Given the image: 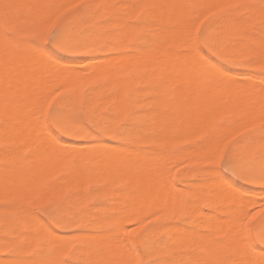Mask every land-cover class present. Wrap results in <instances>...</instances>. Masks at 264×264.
Segmentation results:
<instances>
[{"label":"rangeland","instance_id":"rangeland-1","mask_svg":"<svg viewBox=\"0 0 264 264\" xmlns=\"http://www.w3.org/2000/svg\"><path fill=\"white\" fill-rule=\"evenodd\" d=\"M2 1L4 3V6H6L7 4L5 5V2L6 1L8 2V0H6V1L5 0H0V2H2ZM15 1H17V2L13 3V0H12V2L11 1L8 2V4L9 3L11 4V5L9 4L10 7H8L9 5L6 6V7L9 8V10L7 9L8 13L4 12V10H5L3 8L4 6L2 4H0V10H3V11L0 12V18L1 17H3V19L5 18V20H2V19L0 20L1 21L0 22V26H1L0 27V30H1V33H0V46L3 48V45H4L5 46L4 48H6L10 52H12L10 54V52L8 53V51L6 49L4 50V48L2 49L0 47V49L3 50V52L6 51V52H4L5 55H2L0 53V55H1L0 56V75H3V76L5 75L6 80L11 82V83L7 82V83H5V85L8 88L12 87L10 89H14L15 87H18L20 89V87L17 86V84H18V82L21 83L23 81L24 76L28 77L31 74L32 75L33 74L35 75V73L39 74V72H40L39 70H41L40 68H42V69L45 68V67L49 68V65H50V68L52 69V67L54 66V64L52 62H54L55 64L63 62V63H60L61 66L59 64L60 67H58V68L63 67L65 69H67V71H68V69H69V71L71 69V71L73 73L75 71L76 73H74V74H71L72 73L71 71H70L71 73L69 71L68 72L70 73L71 76L72 75H75L74 77L77 76L75 79H74V77L73 78L71 77V78L74 79L75 82L77 81V85L79 84V86H77V85L75 86L74 85L75 86L74 87L75 94H73V95H75V96L72 95L69 98H65V100H64L65 101L64 102L65 105L68 104L66 106H69L71 108H75L77 110H83L84 112L88 113L89 115L94 116L95 122L99 125V131H98V133H93V134H91V136H89L88 138H84V139H77V138H74V137H63V138H61L59 140V142H57L55 140L57 143L61 142L62 144L59 146L60 147L59 149L55 148V147H53L55 149L52 148L54 153H52V150H51L50 155L52 153L53 156H51L52 157L51 159H50V157L48 158V162H51V163H49V166H48L47 160L46 161L43 160V162L41 161L42 159L39 160V158H36V159L34 158L35 160H33V158H31V157H33L32 153H31L32 152L31 148H29V149L23 148L25 152L22 151L23 150L22 149L21 151L23 153L21 152L22 153L21 155L22 156L25 155V156L22 157L20 155L21 156L20 157V162H19V159H18L17 162L15 163L17 168L19 167V165H18L19 163L20 164H22V163H26L27 164L28 162H31V161L32 162L33 161L34 162H38V161L40 162L39 165H37L36 163H33V164L31 163V165H33L34 167H32L31 170H33V171L30 172V174H29L30 176L29 177H30L31 180H32V177H33L32 181H34V180L36 181V182H33V184L31 183V185H30V183H28V182H30V179H29L28 182H25V183L21 182L19 180V184L20 185L18 183H16V181L18 182L17 179L15 180V178H17V174H18L17 171H16L17 168L14 165L15 170L14 171H10V169L13 170V166L10 165L11 162H10V160L8 158V154H7V152H8L7 145L8 144H6L5 141H4V139H5L4 136H6V135H4L3 133H2L3 135H1V133H0V137L2 136V138H3V139L2 138L0 139V149H1L0 153H1L2 149L5 151V152H2V153H4L6 155L5 156L3 154V156H5L6 162L9 163L7 165L8 166L7 170L9 171V175H11L10 176L11 179H10L9 175L6 176L8 174V171L6 170V168H7L6 164L7 163H5V167H6L5 168L4 167V162L5 161H4V158L1 156L2 158H0V166L2 165L3 167H0V169L1 168H5L4 170L7 173L5 174V173L2 172L3 174H5V176H4L1 173L2 170H0V173H1L0 174L1 175L0 176L1 177L0 178V183H1L0 187L1 188L5 187V188H2L0 190V231H1L0 232L1 233L0 234V258L1 259L2 258L7 259L6 262H8L9 264H13V263L17 264L16 261H18L20 259L21 260H26V261H28V260L31 261V259H32V261H33L35 258L36 259L33 261L34 263L36 262L35 264H37L38 260H40L41 258H42V260L40 262H46V264H49V262L50 263L53 262L51 264H59L60 261L67 260V259L73 260L74 264H98L96 262L100 263V261H101L100 264H108V263L109 264L110 263L114 264V262H115V264H118L119 261H120V264H122L121 261H123V258L121 260V257H123V256L125 257V254L128 255L126 247L124 245L125 231L127 229V226L130 224V220H129L130 217H129L128 214H129V212L132 215L134 214V212L133 213L131 212V209H132L131 207L132 206L135 207V206L134 205H128L130 207V208H128V210H130V211H128L127 215H124V213H125L124 210L126 211L127 210L126 208L128 206H126V207L124 206L123 207L121 205V204H123V202H122L123 199L122 200L120 199V195L124 194L126 196L129 193H131L130 195H132V193H134L133 190H135V186L132 187V185L136 184V181H134V184H133V178H130L131 179L130 181H131L132 185L129 183L130 182L129 180H128V182H127V180L124 182L122 179L120 181V178H123V175H124V174H121L122 176L119 175L120 177L118 179L120 182H117L118 184L117 183L115 184V182L113 183V181H117V179H116L117 176L110 175L112 177L110 178V176H109V178H108L107 175H106L105 179H107V180H105L104 178H98V176H99L98 174H100L101 171H102V166L99 167V168H96L100 164H103L102 162H104L103 159H101V156H102V158H104V157L106 158V157H109L111 154H113L115 152L114 150L119 145L118 140H117V136L125 137L123 139L126 140L125 142L129 146V148H131V150L134 151L135 154H137V156H138L137 158H140V159L142 158L143 159L144 158V154L148 155V150H150L149 151L150 153L152 151H154V152L156 151L157 152V150H158V152H157L158 155H156V152H155V153H153L154 156H153L152 153L151 154L149 153L148 156H145L146 158L148 157V161L150 163L152 162V165H149V167H152V168H150L152 170L149 169L151 171L150 172L151 174L149 173V170H148V173L150 175V178H149L150 181L153 184L155 183V181L158 182V180L160 182V183H156L160 190H156V191H155V189L153 190L154 185L152 183L149 184V188L153 187L151 189V192H153V193H155V192L158 193L159 191H161L159 193V195L157 194L158 196H160L159 200H161L162 197L163 198L167 197V201L172 200V202H173V201L176 200L177 204L175 202H173L175 204L171 205V202L170 203L168 202L169 207H170V208H168L167 201H165L166 204H165V202H163L162 204H163V207L165 209V213H164V212L161 211L162 210V207H161L162 204L158 203L160 201L157 202L158 199L155 200V198L158 197V196H153L152 195V198L154 199L153 201L157 202L158 206L160 207V208L159 207H157V208L152 207V208H154L152 210H155V209L157 210L158 209L156 212L154 211V213H158V211L160 210L163 215H160V219H157L154 216L155 218L153 217V223L148 225V229H146V231H148V238L151 241H153L155 245H157V244H162V245L166 244L170 248L172 247L171 248L172 249V253L171 254H172V257H174V258H172L171 264H191L192 261L189 260V255L190 256L192 255L195 258L198 256L196 258V262L194 264H196L198 262H199V264L200 263L201 264L205 263L206 261L204 259H208L207 257H209L210 259L214 258V261H211V264H234L238 260L240 262L241 258L243 260V255L241 253L242 251L243 252L245 251V252L250 253V254L252 253L251 254L252 256L257 255L258 251L261 252L262 249H264V245H262L259 242V238H260L261 234H264V226H263L264 225V193L261 192V186L259 184L258 185L257 184H248V183H246L244 181H241V180H238V179H236L234 177H230V174H228V173H222V172H213L212 173V171H210L211 173L210 172H206L205 173V171H200L199 169H202V168H219V166H220V157L218 155H216L218 158L215 156L214 162H210V161L204 160V159H203L204 161L201 160L202 157H204L203 153L206 154V152H207L206 155H208V153L209 154L212 153V150L211 151L209 150V149H213V148H211L212 145H211V147L209 146L210 145V140H208L209 138L210 139H214L215 138V140H217V138H218L219 139V140H217L218 142L214 140L217 143H219L220 140L223 138L221 140L222 142L220 143V145L222 146L224 143L227 142L228 139H232V137L234 135H236L237 133H239V132H245V136L244 137H239L238 141H234L233 142L235 144L234 159L237 161V163L239 164L241 162L240 159H242V157L245 156L244 155L245 152H243V151H245V148H246V153L249 151L251 156L255 159V162H256L257 159L260 158L261 161L257 162L259 164V166L256 163V167L257 166L261 167V165L264 164V158H263L264 157L263 156L264 155V148L262 146V145H264V144H262V143H264V140H263L264 136H261L260 131H259L261 126H264V114L259 116L258 115L259 111H260L259 109L256 110V112H258L257 114L256 113L253 114L251 112V109H250L249 113H248L249 109H244L245 111H247L248 114H246L247 117L245 118V113L246 112L245 111H243L245 113L242 112L244 114V119L245 120H244V122H241L242 121L241 119H243V117H242L243 115L241 116L242 113L241 114L239 113L240 116L238 117V115H239L238 112H241L242 110H241V107L236 104V102L240 101L239 98L237 97V95H239V94L242 95V99L244 97H247V96H244L245 89H243L242 87L245 86V88H246V86L250 85L252 90H256V91L259 90L258 89L259 87L264 88V84H263V86H261V84H260V82H262V83L264 82V52H263L264 51V45L262 46V43L264 44V16H263L264 13L262 15V13H261L262 11H260V13H259V10H258V9H260V10L264 9V5H263L264 4V0H260V1L259 0H234V1L233 0H229L228 2H225L226 0H223L225 5H223V7H219L215 3V5H216L215 8L213 6L214 5L213 2H218V0H216V1H214V0H201L200 2H199V0L198 1L197 0H182L183 3L185 2L184 5L187 6L186 8L188 9V12L192 15L191 17L193 19L190 18L189 20L192 19L193 21H191L192 24L190 23V21L188 22V24H190L191 27L190 26L188 27V24L185 27V28H187V27L189 28V30L185 29V30L188 31V33H183L182 38L174 39L173 40L174 43H172V44L169 43L170 45L165 42V38L163 36V33H167L169 31L173 30L172 26L170 24L164 23L162 21V18H160V17H159L160 20L156 19V20L150 21L149 19L152 20L153 18H150V16H148L149 13L151 15V11L157 5L156 2L162 1V3H161L162 6H163L162 8L166 9L168 7V1L169 0H151V1L150 0H133V1L131 0L130 2H129V0H127L128 1V6H127V4H125V5H126V7H129V4L132 5V10H130L129 8H126L125 5H123L124 3H127L126 0H110V1L109 0H95V2L98 3V4L107 5L105 3V2H107L109 5L104 7L105 9L102 8L100 10L99 14L96 15L94 18L83 17V16H81L79 14L75 15V16H71L65 22L64 29L62 30V36L65 39L70 40V41H75V42H77L79 44L88 45L89 47L86 48V49H81L79 51H75V52H64V51H57L55 48L45 45V49L46 50L43 51L44 55H42V56H44L45 58L48 57V58L52 59V62H51L52 65H51V63L47 62V64H49V65H46L45 67L43 65H44V63L46 64V61H48V59L45 60L44 57H42L43 60H44L43 61L42 58L40 57L39 60L41 59L42 61L40 60L41 62L37 63V61L39 62V60L36 59V57L38 56L37 54H39V52H37V51H39L40 49L35 48V47H31V46H28V45H24V44H15L13 42L6 41V40H4V35H3L4 31H5V28H8V29L16 32L21 37V39H29V38H31V36L34 33H36L38 30H40V28L42 26V19L46 16V13L45 12L43 13V10L41 11V9L35 8V9H37V11H36L35 9L31 10V8H34L33 6L35 5V3H39L40 4V3L44 2V0H37L38 2L36 0L35 1L34 0H24V2H23V0H21V1L20 0L19 1L15 0ZM152 1H155V2L150 3ZM55 2L59 3V4H69V5H71L72 3L77 2V0H55ZM131 2H133V3H131ZM219 2H220V0H219ZM121 3H123V4H121ZM149 3L151 5L152 4L153 5L151 6ZM227 3L229 4V6L227 5ZM28 4H29V6H27ZM120 4H121V6L123 5L124 7L122 6V8H121ZM135 5H137L139 8L136 7ZM218 5H220V3ZM230 5H232V6H230ZM237 5H239L240 7H236ZM1 6H3V7H1ZM220 6H222V4ZM226 6H228V7L225 8ZM134 7H136V8H134ZM218 7H219V9L216 10V8H218ZM247 10L249 12H247ZM251 11H253V12L255 11L254 14L250 13ZM2 12L6 13V14H4ZM128 12H130V13L128 14ZM147 12H148V14H147L148 18L146 17V13ZM257 12L259 13V16L255 15ZM263 12H264V10H263ZM35 13H37L36 14L37 15L36 18H35V15H34ZM190 14H189V16H190ZM127 15H128V17H127ZM30 16H32V17H30ZM120 16L122 18H120ZM205 16H207L208 18L204 19ZM227 16H229V17H227ZM24 18H26L28 23L24 20ZM27 18H29V19H27ZM31 18H33V19H31ZM224 18H226V19L228 18L229 21L227 20L226 23L223 26H221L222 25L221 24V19H224ZM261 18H263V19H261ZM39 20H40V22H39ZM119 20H120V22H119ZM219 20H220V22H219ZM29 21H31V22H29ZM71 21H73V22H71ZM154 21L156 23H154ZM115 22L118 25H119V23L120 24L122 23L121 25L122 26L124 25V26L123 27L121 25L117 26L115 24ZM150 22L151 23L153 22V24H151ZM70 23H71V25H70ZM72 23H73V25H72ZM123 23H125V24H123ZM127 23H128V26H126ZM236 23H238V25ZM23 24H24V26H23ZM37 24H39V25H37ZM226 24H227V26L225 27ZM74 25H75V27H72ZM169 25H170V27H169ZM218 25H219V27H218ZM234 25H236L235 26L236 28L233 27ZM69 26H71V27H69ZM96 26H97V28H94ZM144 26H146V27H144ZM194 26L196 28H199V30H200L199 33H195L194 32ZM130 27H131V29H130ZM66 28H68V29H66ZM125 28L126 29L127 28L130 29V32L132 31V33H129L128 29L126 30V32H125V30H122V29H125ZM24 29H26V32H24L25 31ZM75 29H76V32H73V30L75 31ZM91 29H92V31H91ZM235 29H236V31L234 32ZM208 30H210V31L213 30V32H214L213 38H214V43L216 44V47L214 46L215 48H218L219 44L224 41V45L220 49L222 51V53L224 54V56H220L222 58L218 57V59L216 61V65L218 67L224 68L227 71V74H224L222 76L220 74L216 75V74L208 73L207 70L205 69V67L202 64H200L199 59H198L197 56H189V54L192 51V50L191 51L188 50V48L189 47L191 48V46H192V45H190V43H192V41L190 39V35L199 36L200 34H203V43L209 46V42L207 40V36L209 34ZM216 30H218V31H216ZM220 30H221V32H219ZM69 31L71 32L72 35L71 34L69 35V33H70ZM187 31H185V32H187ZM215 31L217 32V34H216ZM88 32H89V34H88ZM119 32L122 33L121 37H120V33ZM126 33H129V34H126ZM188 34H190V35H188ZM87 35H89V36H87ZM125 35L126 36L130 35L129 36L130 38L128 39V37H125ZM246 36H248V38ZM251 36L253 38H251ZM120 40L122 41V43H121ZM189 40H190V43H189ZM85 42H86V44H85ZM251 42H252V44H250ZM93 43H95V44H93ZM258 44L261 45V46L257 47ZM173 45H175L176 50H173V48H172ZM248 45H250V46H248ZM250 49L252 50V52H255V50L257 49L256 50V54L254 55L252 52H250ZM40 52L41 53H40L39 56H41V54H43L41 50H40ZM119 53L121 54V56L123 58H121V56H119L120 55ZM251 53H252V55H251ZM190 55H193V54L191 53ZM116 56L121 58L122 60H124V59L128 60L129 66L131 64V66H133V68H134V69H131V70L134 71V74H132L133 71H131L132 73L130 72V70L128 71L129 73L126 71V74L128 73L129 76H125L126 75V74H124L125 71H124L123 75H122V73H120V74L118 73L119 76L118 77H114V78H113V76L114 75L117 76L118 74L116 72H114V74H112V79H113L112 81L117 80V81L121 82V80H122V87H121L120 90L114 89V86H113L114 84L112 83V81H110L111 79L108 80V82H106L107 80L105 79L106 77H107V79L109 78L108 75L110 76L111 73H113L112 71L118 69L117 72H119L120 71L119 69L122 68L123 65H125V61L121 62L120 61L121 59L120 60L118 59L119 61L117 62V60H115ZM252 56L255 57V58H253ZM137 57L140 58V59H138ZM35 61H36V63H35ZM187 61H191L190 64L193 65V68L191 66V70L192 69L195 70L194 71L195 73L193 72L194 73L193 75H196L195 77H197V80L198 79L202 80L201 82H203V80H205L207 83L203 82L202 84H199V87L192 88L191 90L184 91L182 94H180L182 92L181 91L182 90V85L184 84L183 83L184 79H185L184 77H186V75L182 71L185 69V67H188V69L190 68L189 65H188L189 62H187ZM42 62H44V63L42 64ZM186 63H187V65H186ZM194 64H196V65H194ZM37 65L39 67L38 68L39 70L36 69ZM91 66H92V68L93 67L95 68V69H93V71L91 70L92 68H90ZM98 67L100 69H98ZM50 68L48 70H51ZM55 68L57 69V67H55ZM55 68H54V70H56ZM101 68H103V69L105 68L106 69V71L103 70L104 74L106 72H111V73L105 74L106 77H103L102 75H97V74H100V73L103 74L102 73L103 71L101 70ZM157 68H159V71H160V69L163 70L164 73H162L161 71L158 73V71H156ZM45 69L47 70V68H45ZM45 69H43V70H45ZM107 69L109 71H107ZM188 69H185V71H187ZM35 70L37 72H35ZM80 70H82L83 72L80 71ZM88 70H89V72H87ZM94 70H96V71H94ZM99 70H101L102 72L101 71L99 72ZM110 70H112V71H110ZM143 70H144V72H143ZM3 71H5V72L2 73ZM43 72L44 71H41L42 74H43ZM86 72L89 74V77H88ZM97 72H99V73H97ZM155 72H157L158 77L161 78V76H162V79L159 78L160 79L159 80L157 78V75L155 74ZM235 72L239 73L242 76L238 77V78L235 77L234 76ZM27 73H28V75H27ZM91 73L92 74L96 73V77L95 78H97V79H95L94 75H92ZM160 73H162V75ZM230 73L233 74L234 77L230 76L231 75ZM85 74L87 76H85ZM130 74H131V76H130ZM144 75H145V79L142 80V76L144 78ZM193 75H192V77H193ZM254 75H255V77H254ZM16 76H18V77H16ZM48 76L50 77L51 75H48ZM52 76L55 77L54 75H52ZM91 76H92V78H91ZM136 76L139 78L138 79L139 80L138 83H135V81L137 82V80L134 81V78H136ZM251 76H253V77L250 78ZM21 77H22V79H21ZM36 77L37 78L43 77L42 79H44L45 76L43 74V76L40 75L39 77L38 76H36ZM119 77L120 78L122 77L123 79L121 78V80H120V79H118ZM128 77H130V78H128ZM140 77H141V79H140ZM19 78L21 79V81H16L17 82L16 83L14 80L15 79L17 80ZM48 78H46V79H48ZM170 78H175V80L172 81V79H170ZM219 78H222L223 81H225L224 83L225 84L227 83V86L224 83H221L222 85L219 84L220 81H221ZM51 79L49 80V82L44 79L45 81H47V84H46L47 88H50V87L54 86V84H50L51 83L50 81H55V78H53V80H51ZM131 79L134 81L135 86L133 85V83H131V82H133ZM193 79H195V81H196V78H193ZM58 80H60V79H58ZM74 80H72V81L74 82ZM185 80L187 81V79H185ZM68 81H71L70 78H69ZM117 81H115L114 83L117 84ZM140 81H142V82H140ZM169 81H171V82L167 84L166 82H169ZM186 81H185V83H188V84L192 83V85L195 83V82L193 83L192 79H191L190 82H189V80L187 82ZM223 81H221V82H223ZM12 82H14V83H12ZM78 82H81L82 84H84V86L85 85L86 86L84 87L83 85H81V83H78ZM59 83L62 84L60 81H59ZM66 83H67V81H66ZM68 83H70V82H68ZM92 83H94V84H92ZM181 83H182V85L180 86ZM36 84L34 83V86ZM67 84L65 86H67ZM72 84H71V86H72ZM165 84L167 85V87H166ZM9 85H10V87H9ZM117 85L119 86V84H117ZM130 85H133V86H130ZM223 85H224V87H223ZM240 85L242 87H240ZM254 85H257V87L254 86ZM59 86H61V85H59ZM99 86H101V87L99 88ZM112 86H113V88H112ZM163 86H164V88H163ZM30 87H32V85ZM58 87H56V86L52 87L50 90L47 91V93L45 91L47 88L45 90H42V91H45L44 93L42 91H39V93L38 92L33 93L31 91L33 89L30 88V90L28 92H31V95L27 92L30 95V96H28L29 98H31L30 100H29L28 97H27L28 99L26 98L27 95H24V93L22 94V96L20 95V97L23 98V96H24V98H26V100H29V102L32 100L30 102V103H32V108L30 107L29 111L33 109L32 111H34V112H36L38 114V113H40L39 104H40L41 99L44 98V97H48L50 95V93H52L53 90H55ZM119 87L116 86L115 88L119 89ZM161 87H162L163 91H162V89H159ZM249 87H247V89ZM18 88H16V89H18ZM71 88H73V86ZM101 88H103V89H101ZM166 88H168V90ZM224 88L228 89V90H226L227 93L224 92V90H223ZM251 88H249V89L251 90ZM34 89H35V87H34ZM27 90H28V88H27ZM91 90H92V92H91ZM148 90L149 91L151 90V92H149ZM220 90H222V91H220ZM117 91H120V94H119V92L116 94L117 96L119 94L120 99H119V97H117L115 95V93ZM157 91H158V94H153L154 92L156 93ZM160 91H162L163 94H166L165 95L166 97L164 96L166 98V100H165V98H160V95H161V94H159ZM204 91H206V94H205ZM88 92H90V93H88ZM200 92L201 93L203 92L202 94L203 95L205 94L206 96L205 95L203 96L202 94H200ZM208 92L210 93V96H209ZM168 93H170V95H168V96H170L169 97L170 99L167 98L168 97L167 96ZM198 93H199V95H198L199 97L197 99V97L195 98V96H197L195 94H198ZM217 93L218 94L220 93V94L218 95ZM163 94H162V97H163ZM157 95H159V97ZM214 95H216V96L218 95L219 96V97H217V99H215V101H217V102H219V101L221 102L222 101L223 102L222 104H225V106L221 109V111H219L217 116L215 115L214 112H213L214 113L213 115L208 114V113H212L211 111H212L213 107L216 105L215 102L212 99L214 97ZM77 96L78 97L80 96V97L77 99ZM200 96H202L204 99L202 97H200ZM250 96H251L250 99L253 98L252 100L255 101L254 100L255 99L254 98L255 95H254L253 92L251 93ZM153 97H154V99H153ZM192 97H194L193 99H195V101H198L199 99L202 100V101L201 100L198 101L199 102L198 104L201 103V107L202 108L205 107V109H204L205 113L213 105V104L211 105V102H214V106H212L211 111L209 110L210 112L208 111L206 116H208V117H212L214 115L216 116L215 119L214 118H211V119L209 118L210 122L207 121L209 124L205 126L203 131H202V127H201V131L202 132L200 130L197 131L199 133L200 132L202 133V134L199 135V137L203 138V143L199 144L198 147H196L195 149H193V147L190 144L186 143V141H189L188 140L189 138H190V140H196L198 135H196L195 138L194 137L191 138L192 136L188 137L189 136V131H188V134H187V130L190 129L191 132L196 133V134H197V132L192 131L193 129H191L190 127H189V129L187 128V125L185 124L187 122L185 121V119H189V116H187L185 114L186 111H185L184 106H181V107L179 106V105H186L188 103V101L192 99ZM72 98H73V100H72ZM112 98L116 99L115 101H117V103H115V101ZM171 98H173V99H171ZM235 98H236V100L237 99L238 100L235 102L236 106L232 107L233 106L232 102L234 104ZM74 99H75V101H74ZM160 99H163V101L165 100V102L168 99L171 102H173V104H175V105H176V103H179V104H177L176 107H174L175 105H172V103H171V107L167 110V108L164 107V103L165 102L164 103L160 102V101H162ZM101 100H102V102H101L102 105L104 104L105 106L104 105L102 106L101 103H99V101H101ZM107 100H108V102H107ZM153 100H158V101L160 100L159 102L161 104L159 103L160 104L159 106H161L163 104V108L162 107H160V108H162L165 111H163L162 109L158 108L159 107L158 103H157V105L155 104L157 109L156 108L153 109L154 108V104H153L154 101ZM184 100L186 101V103L182 104L183 102H185ZM252 100H250V101L253 102ZM73 101L74 102L77 101V104L73 103ZM109 101H110V103H109ZM255 102H257V101H255ZM255 102H253V103H255ZM107 103H108V105H107ZM260 104L262 105L264 103H260ZM260 104H259V106H260ZM217 105H218V103H217ZM97 106H98L99 109L97 108ZM108 106H109V108H108ZM115 106H117V108ZM101 107H102V109H101ZM177 107L180 109V111H185V113L182 112V115L185 114L187 118H185L182 115H180L181 117H178L179 114H181V113H177V111L179 110V109L176 110ZM263 107L261 108L262 110L260 112L263 111V113H264ZM182 108H184V110ZM173 109L176 110L175 112L178 114V116H177V114H175ZM239 109H240V111H239ZM115 110H118V111H115ZM154 110H155V112H154ZM166 110L170 113V114L168 113V115L171 116L174 121L177 119L175 122L170 117L169 121L172 120L173 123L168 121V124H166L167 123L166 121L168 120V118H166V113H165V112H167ZM204 110L202 111L203 113H204ZM119 111H121V113ZM171 111H173V112H171ZM180 111H178V112H180ZM34 112L30 113L33 116V120H35L34 118L37 119L40 116L39 115L38 117L37 116L34 117V115H36V113H34ZM159 112H160V114H159ZM253 112H255V109L253 110ZM163 113H164L165 116L162 115ZM203 113H201V114H203ZM205 113H204V115H202V118L204 117L207 120L208 117H205ZM250 113H252V114H250ZM139 114H141L140 116H142V114H143V116L140 117L143 121L142 120H140V121L137 120V119H139V117H137V116H139ZM145 114L147 116L149 115L147 119H145V117H144ZM152 114H157V115L159 114L158 115L159 117H157V115L155 116V118L157 117V120H158L159 123L156 121L155 118H153L154 116ZM119 115H120V117H119ZM121 115H123V117ZM151 115H152V119H149V118H151ZM168 115H167V117H169ZM174 115H176L175 117H178V118H175ZM0 117H1V115H0ZM164 117H165V120H164ZM254 117H256V120H255ZM257 117H260V118L257 120ZM159 118H162V119H159ZM181 118H183L184 120L183 119H182L183 121L180 120ZM39 119H40V122L37 119V121L35 120V121L29 122V125H31L32 130H34L33 127H35L38 131L39 130L42 131V132L39 131V133H41L44 137L41 134H39V133L38 134L41 135L43 137V140L46 142V140H47L46 137H48L47 136L48 132L45 133L46 125H45L44 121L41 120V116L39 117ZM148 119L149 120H153V121H149ZM144 120H145V122H144ZM254 120H255V122H254ZM41 121H43L44 127L41 124ZM162 121L165 124L162 123ZM177 121H178L179 125L176 123ZM35 122L36 123L39 122L38 125ZM146 122H148V123L146 124ZM152 122H154L155 125L159 126L157 128L160 129V132H159V130L158 131L157 130H155V131L152 130L153 127L155 129H157L156 126H154V125H153V127H151L152 126L151 125ZM257 122H259L260 124L259 123L257 124ZM169 123L171 124L170 126H169ZM182 123H184V125H186V128H185L186 130L184 129V131H183V129H182L180 132L176 131L175 130L176 129L175 125L180 128V125H182ZM205 123H206V121H204V124ZM173 124H175V125H173ZM23 125H25V122L19 121L14 126L17 127L18 130H19V128H22ZM138 125L139 126L142 125V126H140L141 128ZM161 125H162V127H161ZM165 125H168V127H165ZM148 126H149V128H148ZM173 126H174L175 129L173 128ZM183 126H181V128ZM1 127H3V126H1ZM1 127H0V131H1ZM150 127H151V129H150ZM163 127H164V129L166 128L165 129L166 131L163 129ZM169 127L173 128L174 130H171ZM242 127H243V129H241ZM239 129H241V130L239 131ZM224 130H226V132H227L226 134L228 136H225L226 134L221 133V131H224ZM246 130H249V131H246ZM104 131L106 132V134H105ZM127 131H128V133H126ZM167 131L169 133H167ZM171 131H172V134H171ZM34 132H37V131H34ZM152 132L153 133L154 132L157 133L154 136L156 138H153V135H150V134H152ZM165 132H166V135L169 134L168 136H169L170 139L173 138L176 135L174 141H171L172 139L171 140L167 139V136L165 135ZM173 132H174V136H173ZM176 132H179V133L176 134ZM183 132H185L188 136L184 135L185 133L183 134ZM107 133H108V135H107ZM137 133H139V135ZM220 133H221V135H220ZM17 134H16V136H19L20 131ZM21 134L23 135L24 133L21 132ZM35 134H37V133H35ZM217 134H219V135H217ZM149 135L153 139L150 138L148 140ZM178 135H179V137H178ZM211 135L214 136V138H212ZM137 136H138V138L140 137V139H141L140 142H138L136 140ZM141 136H144L148 141L146 139H144V137L141 138ZM162 136L166 140V142L163 141V143H161L163 138H160V137H162ZM183 136H185L187 139L183 138V140H182L183 142L177 140V137L181 139ZM215 136H217V138ZM50 137H48V142H49V140L51 141ZM7 138H8V136H6V139ZM130 138L132 139V141L130 140ZM127 139H129V140H127ZM143 139H144V141H142ZM248 139H249V141H248ZM7 140H9V138ZM167 140H170L171 143H169ZM175 140H177L178 142H176ZM22 141H23V139L19 138V142L17 141V143L21 144ZM7 142L10 143L9 141H7ZM137 142L140 143V144L138 145ZM141 142H145V143L142 144ZM172 142H173V144H172ZM215 142H213V146L216 144L215 149H217V146L221 147L219 144L217 145V143H215ZM3 143H4L5 146H3ZM54 143L52 141V144H50V145L54 146ZM57 143H55V145ZM84 143L87 146H89L92 143H96V145L92 144L93 146L92 145H90V146L94 147L95 150L97 151L96 155L98 157L96 156L97 159H95V160H96L97 163L96 162L95 163L98 164V162H99L98 166H96V164H94L96 167L93 166L94 168H91L92 165L90 167V165L88 166V164L84 162L85 157L88 156V149L84 150L83 152L77 153V155H75V154L71 155L70 159L73 156L72 161L68 159L69 157L67 158V155H66L67 151L63 152L64 150H66L68 148H70L68 150H72L74 148L75 151H76L77 146L78 145H83ZM166 143H169V144H167V146H165ZM211 144H212V142H211ZM63 145L65 147L67 146L66 149L64 148ZM72 145H74V147ZM102 145L103 146L111 145L113 147L109 151H107V152L105 151V153H104V151L103 152L101 151V149L103 150V148H102L103 146ZM250 145H252V146H250ZM8 146H10V145H8ZM152 146H153L154 149L152 148ZM163 146H164V149H165V151L167 153H163V149H162ZM156 147H158V148H156ZM250 147H252V148L248 150V148H250ZM62 149H63V151H61ZM145 149H147V151ZM159 149L161 150L162 154H161ZM196 149H199V151L202 150L201 152H203V153H199L198 150H196ZM99 151H101L100 154L103 153L104 156H103V154L102 155H100V154L98 155ZM110 151H112L113 153L110 152ZM140 151H142V152L144 151L145 153L141 152L142 154L140 155ZM108 152L110 154H108ZM134 152H132V155H131L133 158L131 157V159L128 158V161L126 160L127 163H125L126 161H124L123 165H118L117 166L118 169H119V166H123L127 170L126 169L124 170V169H122L123 167H120L121 169H119V171L117 169V172L120 173L121 170L123 172L124 171H128V167H129L130 168L129 172H132V173L135 172L134 176H136L138 174H137V171H134L135 169L136 170L138 169L139 172L144 171V169H145L144 165L142 166L143 167V169H142V167L139 166V165H142V164L138 163L137 160H134L135 163H133L132 159L136 158V156H134L135 154H133ZM192 152H195L194 156L192 155L193 154ZM60 153H62V154L60 155ZM213 153H215V150H214ZM197 154H202V156L201 155L197 156V157H199V160H201V161L196 160L195 156ZM241 154H243V155L241 156ZM155 155L156 156L160 155V157L156 158ZM211 155H213V154H210V156ZM28 156H30V157H28ZM152 156L155 157L156 159L154 160ZM150 157H151V159H150ZM237 157H239L238 158L239 160H237ZM62 158L63 159L67 158L71 162L67 163L66 160L65 159L63 160ZM23 159L24 160H28V161L27 162L23 161ZM50 160H52V161H50ZM61 160L64 161L65 164H64V162H61ZM129 160H130V164H129ZM2 161H4V162H2ZM76 161H78L76 164L80 165L81 172L85 173L86 178H88L90 180V177L93 178V177L96 176V178H97L96 181H94V178H93V180L91 179L90 181L88 180L87 182H85L84 185L83 184L79 185L77 183V181H75V178L78 179V175H79L77 170L74 169L75 168V164L74 163ZM80 161L81 162L83 161L82 164L85 163L84 164L85 166L82 165ZM138 161H140V160L138 159ZM41 162H42V165H43L42 167H41ZM45 163H46L47 166H44ZM136 163H137V166L135 165ZM28 164H30V163H28ZM35 165H36V167H35ZM86 165L89 168L93 169L94 172H95V168H96V170L98 169V171L95 172L98 176L95 175L93 170L89 169ZM115 167H116V165H115ZM139 167L142 169L141 171H140ZM258 167H257V169H258ZM108 168L109 169L112 168V172H113L114 164L111 165V163H109ZM176 168H179V171H177ZM51 170L54 172V174H51L52 173ZM90 170L93 173V175H92L91 172H89ZM34 171H36L37 173L35 174ZM109 171L111 172V169ZM109 171L107 170V172H109ZM123 172H121V173H123ZM102 173H103V171H102ZM13 175H15V176H13ZM34 175L37 176V178H38V179L36 178L37 180L35 179L36 176H34ZM2 176L3 177H7V178L9 177V180H11V182L7 178L6 179L2 178ZM104 176H105V174H104ZM104 176L101 175V177H104ZM113 178H115V180H113ZM222 178L224 179V181H227V182H223V184H220L222 186L218 190L220 195H218L219 194L218 193L217 194L218 198L214 199V201H213L212 198L217 197V195H215L214 193L218 189V187H216L217 183L215 181H217V182L219 181V180H215V179H222ZM1 179H2V182L5 181L4 183L7 184L6 186H5L4 183L1 182ZM73 179H74V181H73ZM100 179H102V180L104 179V180L100 181ZM65 180H66V182H65ZM6 181H8V182H6ZM108 181L111 182V183H108ZM92 182H96V183H92ZM68 183L69 184L71 183V184L69 185ZM107 183L109 184L110 187H108ZM213 183H214V185L211 186ZM15 184H16V186H15L16 188L14 187ZM65 184H67L68 187ZM121 184H122V186H121ZM126 184H127V186H126ZM218 184H219V182H218ZM229 184H232L234 187L238 188L237 191L239 190V188L243 191L242 192V191L239 190L241 192V196L242 197L241 196L240 197H241L242 200L240 199L239 203L237 205L234 204V205H236L235 208H234L233 205H231L229 199L227 197L225 198V196H223V198H221V201H219L220 203L217 201V203H219V204L215 205L216 200L219 199L220 197H222V195H223V193L221 195V191L224 192L225 189L227 190L228 189L227 185H229ZM11 185H13V186H11ZM27 185H28V187H27ZM78 185H79L80 189L82 188V191L80 189H77V188H79ZM104 185H105V187H107V189L104 188ZM150 185L152 187H150ZM23 186L26 188V191H23V189L25 190V188H23ZM60 186L62 187V190H60ZM160 186H161L162 190H161ZM171 186L173 187V189L171 188ZM210 186H211V188H210ZM52 187H54V188H52ZM169 187H170V190H168ZM174 187L177 188L176 192L174 191V189H176ZM192 187H194L193 189L195 191L192 189ZM234 187H233V189L236 190V188H234ZM10 188L11 189L13 188V189L11 190ZM19 189H20V191H22L23 195L21 194V192H19ZM51 189L53 190V192H52ZM179 189H181V190H179ZM222 189H224V190H222ZM233 189H232V191H233ZM103 190H105V191H103ZM172 190L174 192H172ZM49 191H50V194L48 195ZM184 191H186V193H184ZM232 191L230 193L233 195ZM11 192H13L14 194L11 193ZM26 192H28V193H26ZM90 192L92 193V195L93 194L94 195L91 196ZM151 192L148 195L149 197L152 194ZM244 192H247V193L249 192V195L252 193L251 195H253V196L252 197L248 196L247 193L244 195ZM3 193H5V198L6 199L4 198V194ZM10 193L13 194V195L11 196ZM182 193L184 194V196H183ZM211 193H213L214 197L211 196L212 195ZM234 193L236 194L235 191H234ZM45 194L47 196H45ZM1 195L3 196V199L1 198ZM154 195H156V194H154ZM113 196L116 197V198H114ZM171 196H173V199H171L172 198ZM24 197H25V199H24ZM175 197H177V198L179 197V199L181 197V200H183V201L177 200ZM168 198L170 200H168ZM224 198H225V200H227L229 202L228 204H227V201L222 200ZM209 199H210L211 203H212V201L214 203L210 204ZM178 201L181 202L182 204H179ZM222 201H224V202H222ZM80 202H81V204H80ZM155 202H153V203H155ZM153 203H151V204H153ZM221 203H225V204H221ZM151 204L148 205L149 208H147V206L145 207L147 209L144 208L145 212L142 214L141 218H138L139 220H143L145 217H150V215L152 216L154 214V213H152L153 211H151V209H150L151 208ZM157 204L155 203V206H157ZM180 205L181 206L183 205L182 208L180 207ZM228 205H231V207L228 206ZM121 206H122V209H121ZM152 206H154V204ZM165 207H167L168 210ZM228 207H230L229 209H231V208L235 209V213H234L233 209L231 210V212H233L232 214L229 213V210L225 211V209L227 210ZM36 209H40V213H37ZM96 209L100 210V211H97ZM120 209L124 213H121ZM44 210H46V213H45ZM133 210L135 211L136 207L134 209H132V211ZM186 210L187 211H191V212H188V213H192L191 216H190V214L189 215L187 214ZM147 211H149V212H147ZM150 211H151V213H150ZM195 211H196V213H195ZM224 211L227 212V213H224ZM197 212L200 213V214L202 213L203 217H204V215H205V217H208V218H209V216H211V217L213 216L212 218H209L208 222H210V219L212 221L213 218L215 220V216L217 218L220 217L221 219L220 220L217 219V220H219L221 223L215 225V223L219 222V221H217V220L213 221L214 224L212 223V227L214 226L213 227L214 230L212 231L213 228L209 226L211 223L207 224L208 223V222H206L207 219L203 218L201 215L198 214L203 219L195 218V225H194V217L197 214ZM120 213H121V215L123 214V216L118 215ZM136 213L134 214V216L136 215ZM148 213H149V216H148ZM166 213H167V215H166ZM168 213L170 215H168ZM172 213H173V215H172ZM25 214H27V215H25ZM145 214H147V215L144 216ZM31 215H33V216H31ZM42 215L45 216L48 219H51V218L54 217L55 220L59 222V227H50L45 222V219L41 218ZM60 216H62V217H60ZM134 216H132V217H134ZM189 216H190V218L193 219L192 220L193 223L189 219ZM199 216L196 215V217H199ZM253 216L255 217V219H252ZM71 217H73V218H71ZM116 217H120V218H117L119 222L122 221L120 223V225H122V223H124V224L126 223L125 227L124 226L121 227L122 229L119 228L120 225L117 223L118 221L117 220L115 221ZM137 217H138V214L135 217L136 220H138ZM119 219H121V220H119ZM131 219H134V218H131ZM196 219L197 220L200 219V222L198 220L199 223L197 222V224H196V221H197ZM29 220H31L30 223H26V224H30L32 226L24 225L25 222H29ZM111 220L112 221L114 220V221L111 222ZM222 220H224V221L222 222ZM235 220L238 223H236ZM75 221H76V223H75ZM183 221H185V222H183ZM201 221H205V222L202 224ZM225 221H227V223ZM87 222H89V223H87ZM145 222H147V221H145ZM228 222L230 223V225L228 224ZM232 222H234L236 224L234 225V223L232 224ZM37 223H38L39 228L37 226ZM205 223L207 224L206 225L207 227L204 226ZM223 223L225 224V227L228 224L229 228L228 227L224 228V226L223 227H218V226L222 225ZM165 224L171 225V227H167V230H166V229H164L166 227L162 226V225H165ZM201 224H202V226H201ZM42 225H44L45 227H43ZM198 225L201 226L202 229H200V227ZM237 225L239 226V230H238ZM174 226L176 228L180 227V229L176 230L174 228ZM196 226H198V227H196ZM234 226H235L236 230L235 229L234 230L231 229V228H234ZM32 227H33V229H32ZM41 227H42L43 230L41 229ZM156 227H157V231L159 232V234H158V232H156L157 234L155 233L152 236L151 233L153 231H156ZM47 228L49 230H51L50 232H53V234H51L49 231H47L48 230ZM115 228H117V229H115ZM172 228H174L176 231L174 229H172ZM186 228H187V230H186ZM220 228L221 229L223 228L225 231H228L229 233H231L233 231H235V233H236L237 231H239V232H237L238 236L236 235L237 236L236 243L238 242L237 240L240 241V239L242 238L243 240L241 239V242L243 241L242 243L244 245L241 242H239V243L241 245H243V246H240V247H239V245H240L239 243L237 244L238 246L237 245L234 246V245L231 244V246H234L233 248H236V249L238 247L240 248V249H237L235 251L237 254L235 253V255H233V254H231L230 251L229 252L227 251L229 249V244L227 245V243H229V240H227L225 237L219 236V234L224 231V230L222 231ZM39 229L41 231H39ZM114 229L118 230L119 233L118 234L115 233L113 231ZM123 229L125 231H122ZM168 229L172 230V231H175V232H179V230H180L181 233H183V230H184L183 234H185V232H187L188 230H189L188 232L190 233L191 229H192L194 232L192 231L190 234L195 233L193 235H194V237L196 236L195 239L197 241L195 239L191 240L193 238L192 235H191L192 238L189 239L188 238L189 236H186V234H189V233H186L185 236L184 235L183 236L186 237V239L188 238L187 239V243H186L185 238L182 239L183 242L181 240H176V241H174L175 242L174 243L172 241L174 240L176 235L172 233V238H171L170 237L171 235L169 233L170 231ZM216 229L217 230L218 229L221 230V231L218 230L219 234H218L217 231H215ZM230 229H231V231H229ZM44 230H45V232H47L48 235L44 234ZM111 230L113 231L112 233H113V235L115 234V236L112 235ZM120 230H121V232H120ZM108 231H110L109 235L111 234V236L113 237L112 238L113 240H111V239L109 240L110 241L109 243L113 244V246L110 244L111 248H113V249H111L110 246L106 243L107 237L104 236L106 234H104V235L102 234V233H108ZM149 231L151 232L150 234H149ZM15 232H17L16 234H18V235H15ZM165 232H166L167 236L164 235ZM203 232H204V234H207V235H204ZM208 232H209V234L210 233L212 234L213 232H215L216 235H215V233H213L212 234L213 236L212 235L210 236V240L211 239L212 240L211 241L208 240V242H207L206 240L209 239ZM41 233H43V234H41ZM49 233L51 234V236H53L55 234L54 236L58 237V238L61 235H64V236L67 235V236H65L66 238L62 236V238L64 240H61V238H59V240H58V238L54 239V237H53L52 239L55 242L54 243L55 245H54L53 242L51 241L52 239H51ZM76 233H79L80 236L79 235L78 236L77 235L73 236V234L75 235ZM83 233H85V235ZM86 233H87V235H86ZM90 233L97 234V237H95L94 234L90 235ZM198 233H200L203 238L207 237V239L204 238L205 241H206V244H205V241L202 240L203 238H199L198 237L200 235ZM27 234L30 235V236L32 235L30 240L32 238L33 239L37 238V241L36 240L34 241L32 239V241H34V242H30V240L28 238L30 236H28ZM22 235H23L24 238L28 236L27 237L28 239L27 238L23 239ZM58 235H60V236H58ZM100 235L102 236V240L104 241V243L102 241L101 242H102V244L105 245V248H106V250H105V248L101 249L104 252H100L101 250L99 251V249L101 248V245H102L100 243V239L101 238L98 241V238L100 237ZM44 236H46V238ZM106 236H108V235H106ZM111 236H109V238ZM18 237H20V238H18ZM78 237H81V239L78 238ZM86 237H87V239H86ZM220 237L222 239H220ZM84 238L86 240L85 242H88L87 240L90 239V238L91 239L92 238L95 239L96 241L95 240H93V241H95L96 244H97V242H99L100 247L97 244V246L99 248L97 247V249H96L95 242L93 244L94 246L90 244L91 240H89L88 243L90 244L92 249L87 247V246H89V244L88 243L84 244ZM234 238H236V237H234ZM4 239H5V242H4ZM200 239L202 240L201 244H200ZM224 239L227 240V242H225ZM81 240H83L82 244H81ZM116 240L120 241V243L122 242L121 244L119 243L121 245V247L120 246H118V247L122 248L124 246V248L120 249V248L116 247L117 249L116 248L114 249L115 244H117V242L114 244V242ZM189 240H191V242ZM215 240H217L218 242L219 241H223L224 244L222 242H220V244H223L226 247L225 246H223L224 248L221 247V245L218 242L216 243ZM93 241L91 243H93ZM180 241L182 243H184V244L182 245V243ZM195 241L197 243H195ZM60 242H61V248H60V244H59ZM64 242H66V243L64 244ZM107 242H108V240H107ZM171 242H172V244H171ZM202 242H204V243H202ZM247 242H249L248 244H249L250 247L247 246V244H246ZM179 243L181 244V247H180ZM185 243L188 244V246ZM211 243L215 244L217 248H219L218 246L220 245V248L218 250H216V247H215V249H214V247H211ZM234 243H235V241L233 242V244ZM119 244H117V245H119ZM189 244H192V246L189 245ZM245 244H246V246H245ZM1 245H2V247L4 246L3 247L4 250H2ZM28 245H31V246H28ZM83 245H85L84 248H82ZM106 245L108 247H106ZM205 245L206 246L209 245V246H207V248L208 247H210V248H208V250H206ZM215 245H212V246H215ZM6 246H7V248H6ZM56 246H58L59 249ZM62 246H64V247H62ZM189 246H190V248H189ZM25 247H27V248H25ZM85 247H87V249ZM102 247H103V245H102ZM202 247L205 248L204 250H206V251H204L202 249ZM16 248L18 249L19 252L16 250ZM21 248H22V252L23 253L20 252ZM24 248L26 249L25 252H24V250H25ZM176 248H177V250H176ZM182 248H184V249H182ZM80 249L82 251H80ZM109 249H110V251H109ZM222 249H224L223 252H221ZM56 250H59V251H56ZM86 250H87V252H86ZM91 250H92V252H91ZM114 250H115V252H114ZM120 250H124V251L119 253ZM238 250H239V252H237ZM253 250H254V252H253ZM97 251H99L98 252L99 254L97 253ZM116 251L120 254V256H119V254ZM152 251H153L154 258H157L156 253H154L155 250H152ZM255 251H256V253H255ZM89 252H91V255H90ZM105 252L110 253L112 256L111 255L109 256L108 254H105ZM124 252H125V254H124ZM102 253L105 254V255H103ZM113 253H117V255L115 254V256H114ZM228 253H229V255H228ZM262 253L264 254V252H262ZM100 254L102 256H104V257H99V256H101ZM211 254L213 255V257H212ZM230 254L232 255V257L230 256ZM31 255H33V256H31ZM182 256L184 257L183 259H181ZM237 256L238 257L242 256V257H240V259H239ZM112 257H115L116 260L114 258L113 259L115 261L110 259ZM203 257H204V259H203ZM257 257H259V252H258V256H254V258H257ZM8 258H10V259H8ZM103 258L105 260H103ZM107 258H108V260L110 259L109 262H108ZM118 258H120V259L117 260ZM126 258L128 259V257H126ZM4 259H2V260L4 261ZM97 259L99 261H97ZM201 260H203L205 262H203ZM117 261H118V263H117ZM254 261L256 262V260H254ZM33 262H32V264H34ZM8 263H6V264H8ZM0 264H2V263L0 262ZM192 264H193V262H192ZM235 264H241V263H235ZM255 264H257V263H255Z\"/></svg>","mask_w":264,"mask_h":264},{"label":"bare ground","instance_id":"bare-ground-1","mask_svg":"<svg viewBox=\"0 0 264 264\" xmlns=\"http://www.w3.org/2000/svg\"><path fill=\"white\" fill-rule=\"evenodd\" d=\"M5 1H6V0H5ZM10 1L12 2V0H10ZM10 1L8 0V2H10ZM18 1H19V0H18ZM20 1H21V0H20ZM34 1H35V0H34ZM36 1H37V0H36ZM109 1H110V0H109ZM126 1H127V0H126ZM130 1H131V0H129V2H130ZM132 1H133V0H132ZM150 1H151V0H150ZM197 1H198V0H197ZM200 1H201V0H199V2H200ZM214 1H216V0H214ZM228 1H229V0H226L225 2H228ZM233 1H234V0H233ZM259 1H260V0H259ZM259 1H258V2H259ZM8 2L6 1V2H5V5H6V4L9 5L10 3L8 4ZM14 2H17V1L13 0V3H14ZM23 2H24V0H23ZM27 2H28V1H27ZM29 2H30V1H29ZM37 2H38V1H37ZM135 2H136V1H135ZM135 2H134V3H135ZM153 2H155V1H152V2H150V3H153ZM221 2H222V3H221ZM241 2H242V1H241ZM13 3H12V4H13ZM105 3H106L107 5H109L107 2H105ZM131 3H133V2H131ZM150 3H149V4H150ZM161 3H162V1H158V2H156L157 5L154 3L156 6H155V8L151 11V15H150V13H149V15H148V16H150V18H153V19H152V20L149 19V20H150V21H153V20H156V19H159V20H160V18H162V21H163L164 23H166V24H170V25L172 26V29H173V30H171V31H169V32H167V33H163V36H164V38H165V42L168 43V44H169V43L172 44V43H174V41H173L174 39H180V38H182L183 33H188V31H187V30H189L188 27H189V26L191 27V25L188 24V22L190 21V23H191V21H193V20H192L193 18L191 17L192 15L188 12V9L186 8L187 6L184 5L185 2L183 3L182 0H169V1H168V7H167L166 9H165V8H162L163 6H162ZM213 3H214V5H213L214 8L216 7L215 3H216L217 6H219V7H223V5H225V3L223 2V0H222V1L220 0V2H219V0H218V2H213ZM219 3H220V5L222 4V6L218 5ZM0 4H2V5L4 6L3 1L0 2ZM21 4H22V3H21ZM37 4H39V3H35V5H37ZM121 4H123V3H121ZM121 4H120V6H121ZM125 4H127V6H128V1H127V3H124L123 5H125ZM145 4H146V3H145ZM7 5H6V6H7ZM10 5H11V4H10ZM10 5H9L8 7H10ZM107 5H106V6H107ZM123 5H122V6H123ZM140 5H141V4H140ZM150 5H151V4H150ZM152 5H153V4H152ZM152 5H151V6H152ZM227 5L229 6L228 3H227ZM232 5H233V4H232ZM232 5H230V6H232ZM259 5H260V4H259ZM261 5H262V4H261ZM263 5H264V4H263ZM3 6H1V7H3ZM6 6L3 7V8L6 10V11L4 10V12H7V9L9 10V8L6 7ZM15 6H16V5H15ZM20 6H21V5H20ZM22 6H23V5H22ZM27 6H29V4H28ZM122 6H121V8H122ZM135 6L138 7L137 5H135ZM213 6H212V7H213ZM228 6H226L225 8H227ZM5 7H6V8H5ZM23 7H24V6H23ZM123 7H124V6H123ZM125 7H126V5H125ZM136 7H134V8H136ZM146 7H147V6H146ZM146 7H145V8H146ZM219 7L216 8V10H218ZM3 8H2V9H3ZM14 8H15V7H14ZM30 8H31V7H30ZM121 8H120V9H121ZM126 8H129L130 10H132V5L129 4V7H126ZM134 8H133V9H134ZM138 8H139V7H138ZM140 8H141V7H140ZM33 9H35V7H34V8H31V10H33ZM104 9H105V8H104ZM129 9H128V10H129ZM146 9H147V8H146ZM256 9H257V8H256ZM14 10H15V9H14ZM16 10H17V9H16ZM35 10L37 11V9H35ZM126 10H127V9H126ZM134 10H135V9H134ZM147 10H148V9H147ZM258 10H259V13H260V11H262L261 13H262V15H263V13H264L263 10H264V9H261V10L258 9ZM1 11H3V10H0V12H1ZM23 11H24V10H23ZM36 11H35V12H36ZM39 11H40V10H39ZM39 11H38V12H39ZM41 11H42V10H41ZM148 11H149V10H148ZM4 12H2V13H4ZM10 12H11V11H10ZM107 12H108V11H107ZM107 12H106V13H107ZM121 12H122V11H121ZM247 12H249V11L247 10ZM254 12H255V11H254ZM254 12L251 11L250 13H253V14H254ZM2 13H1V14H2ZM7 13H8V12H7ZM43 13H44V11H43ZM119 13H120V12H119ZM129 13H130V12H128V14H129ZM144 13H145V12H144ZM259 13L257 12L255 15H258V16H259ZM4 14H6V13H4ZM10 14H11V13H10ZM36 14H37V13L34 14V15H35V18H36V16H37ZM147 14H148V12L146 13V17H147ZM189 14H190V16H189ZM30 15H31V14H30ZM6 16H7V15H6ZM28 16H29V15H28ZM39 16H40V15H39ZM220 16H221V15H220ZM251 16H252V15H251ZM263 16H264V15H263ZM30 17H32V16H30ZM127 17H128V15H127ZM146 17H145V18H146ZM159 17H160V18H159ZM215 17H216V16H215ZM227 17H229V16H227ZM35 18H34V19H35ZM120 18H122V17L120 16ZM123 18H124V17H123ZM147 18H148V17H147ZM190 18H192V19L189 20ZM220 18H221V17H220ZM255 18H256V17H255ZM1 19H2V20H5V18L3 19V17H1L0 20H1ZM27 19H29V18H27ZM31 19H33V18H31ZM215 19H216V18H215ZM218 19H219V18H218ZM261 19H263V18H261ZM20 20H21V19H20ZM24 20L28 23V21L26 20V18H24ZM35 20H36V19H35ZM42 20H43V19H42ZM227 20L229 21L228 18H227V19H226V18L221 19V24H222L221 26H223V25L226 23ZM125 21H126V20H125ZM217 21H218V20H217ZM256 21H257V20H256ZM0 22H1V21H0ZM2 22H3V21H2ZM23 22H24V21H23ZM29 22H31V21H29ZM39 22H40V20H39ZM71 22H73V21H71ZM107 22H108V21H107ZM119 22H120V20H119ZM119 22H118V23H119ZM163 22H162V23H163ZM219 22H220V20H219ZM242 22H243V21H242ZM24 23H25V22H24ZM111 23H112V22H111ZM150 23H151V22H150ZM154 23H156V22L154 21ZM66 24H67V23H66ZM113 24H114V23H113ZM115 24H116V22H115ZM121 24H122V23H121ZM121 24L119 23V25H121ZM123 24H125V23H123ZM148 24H149V23H148ZM151 24H153V22H152ZM187 24H188V27L185 28V27L187 26ZM191 24H192V23H191ZM217 24H218V23H217ZM217 24H216V25H217ZM236 24L238 25V23H236ZM37 25H39V24H37ZM70 25H71V23H70ZM72 25H73V23H72ZM86 25H87V24H86ZM116 25L119 26L118 24H116ZM170 25H169V27H170ZM23 26H24V24H23ZM89 26H90V25H89ZM94 26H95V25H94ZM107 26H108V25H107ZM110 26H111V25H110ZM121 26H122V25H121ZM123 26H124V25H123ZM123 26H122V27H123ZM126 26H128V23H127ZM149 26H150V25H149ZM151 26H152V25H151ZM153 26H154V25H153ZM210 26H211V25H210ZM226 26H227V24L225 25V27H226ZM235 26H236V25H234L233 27H235ZM242 26H243V25H242ZM0 27H1V26H0ZM34 27H35V26H34ZM41 27H42V26H41ZM69 27H71V26H69ZM72 27H75V25L72 26ZM92 27H93V26H92ZM98 27H99V26H98ZM100 27H101V26H100ZM144 27H146V26H144ZM173 27H174V28H173ZM215 27H216V26H215ZM218 27H219V25H218ZM24 28H25V27H24ZM30 28H31V27H30ZM77 28H78V27H77ZM94 28H97V26L94 27ZM94 28H93V29H94ZM128 28H129V27H128ZM128 28H127V29H128ZM132 28H133V27H132ZM151 28H152V27H151ZM235 28H236V27H235ZM239 28H240V27H239ZM66 29H68V28H66ZM100 29H101V28H100ZM127 29L125 28V29H122V30H125V32H126ZM130 29H131V27H130ZM130 29H128V30H129V33H132V31L130 32ZM133 29H134V28H133ZM185 29H187V30H185ZM214 29H215V28H214ZM225 29H226V28H225ZM24 30H25L24 32H26V29H24ZM135 30H136V29H135ZM142 30H143V29H142ZM184 30L187 31V32H185ZM22 31H23V30H22ZM38 31H39V30H38ZM89 31H90V30H89ZM91 31H92V29H91ZM143 31H144V30H143ZM183 31H184V32H183ZM208 31H209V34H208V36H207V40H208V42H209V46L213 49V51L217 52V53L219 54V56H224V54H223L222 51L220 50V49L223 47V45H224V41L221 42V43L219 44V47H218V48H215V47H216V44L214 43V38H213V34H214V32H213V30H211V31L208 30ZM216 31H218V30H216ZM216 31H215V32H216ZM225 31H226V30H225ZM235 31H236V29L234 30V32H235ZM24 32H23V33H24ZM65 32H66V31H65ZM69 32H70V31H69ZM73 32H76V29H75V31L73 30ZM73 32H72V33H73ZM122 32H123V31H122ZM189 32H190V31H189ZM219 32H221V30H220ZM0 33H1V30H0ZM21 33H22V32H21ZM90 33H91V32H90ZM119 33H120V37H121V34H122V33H121V32H119ZM129 33H126V34H129ZM222 33H223V32H222ZM70 34H71V32L69 33V35H70ZM88 34H89V32H88ZM91 34H92V33H91ZM123 34H124V33H123ZM216 34H217V32H216ZM220 34H221V33H220ZM63 35H64V34H63ZM71 35H72V34H71ZM82 35H83V34H82ZM188 35H190V34H188ZM218 35H219V34H218ZM218 35H217V36H218ZM231 35H232V34H231ZM234 35H235V34H234ZM241 35H242V34H241ZM2 36H3V35H2ZM85 36H86V35H85ZM87 36H89V35H87ZM94 36H95V35H94ZM129 36H130V35H129ZM129 36H126V35H125V37H128V39L130 38ZM225 36H226V35H225ZM225 36H224V37H225ZM256 36H257V35H256ZM122 37H123V36H122ZM230 37H231V36H230ZM246 37L248 38V36H246ZM86 38H87V37H86ZM118 38H119V37H118ZM184 38H185V37H184ZM186 38H187V37H186ZM243 38H244V37H243ZM247 38H246V39H247ZM251 38H253V37L251 36ZM70 39H71V38H70ZM89 39H90V38H89ZM113 39H114V38H113ZM124 39H125V38H124ZM244 39H245V38H244ZM254 39H255V38H254ZM2 40H3V39H2ZM4 40H5V39H4ZM125 40H126V39H125ZM261 40H262V39H261ZM82 41H83V40H82ZM118 41H119V40H118ZM120 41H121V40H120ZM217 41H218V40H217ZM249 41H250V40H249ZM83 42H84V41H83ZM254 42H255V41H254ZM3 43H4V42H3ZM121 43H122V41H121ZM189 43H190V40H189ZM85 44H86V42H85ZM93 44H95V43H93ZM118 44H119V43H118ZM227 44H228V43H227ZM250 44H252V42H251ZM1 45H2V44H1ZM120 45H121V44H120ZM169 45H170V44H169ZM190 45H192V43H190ZM217 45H218V44H217ZM263 45H264V44L262 43V46H263ZM171 46H172V45H171ZM176 46H177V45H176ZM192 46H193V45H192ZM192 46H191V48L189 47L190 49L188 48V50L191 51V50H192ZM214 46H215V47H214ZM248 46H250V45H248ZM254 46H255V45H254ZM254 46H253V47H254ZM259 46H261V45L258 44L257 47H259ZM0 47H1V46H0ZM4 47H5V46L3 45V48H4ZM174 47H175V45H173V47H172L173 50H176V47H175V48H174ZM177 47H178V46H177ZM1 48H2V47H1ZM3 48H2V49H3ZM94 48H95V47H94ZM121 48H122V47H121ZM5 49H6V48H4V50H5ZM260 49H261V48H260ZM0 50H1V49H0ZM6 50L8 51V53L10 52L8 49H6ZM223 50H224V49H223ZM254 50H255V49H254ZM256 50H257V49H256ZM256 50H255V52H252V50L250 49V52H252V53L255 55V54H256ZM261 50H262V49H261ZM1 51L3 52V50H1ZM1 51H0V53H1L2 55H5L4 52H6V51H4L3 53H2ZM101 51H102V50H101ZM112 51H113V50H112ZM37 52H39V54L36 53V54L38 55V56H37L38 58L36 57L37 60H39L40 57H41V58L44 57V56H42V55H44L43 52H42L43 54H41V56H39L40 53H41L40 50L37 51ZM187 52H188V51H187ZM258 52H259V51H258ZM263 52H264V51H263ZM11 53H12V52H10V54H11ZM188 53H189V52H188ZM191 53L193 54L192 51H191ZM191 53H190V54H191ZM229 53H230V52H229ZM252 53H251V55H252ZM13 54H14V53H13ZM13 54H12V55H13ZM88 54H89V53H88ZM119 54H120V53H119ZM190 54H189V56H196V55H194V54H193V55H190ZM12 55H11V56H12ZM187 55H188V54H187ZM251 55H250V56H251ZM0 56H1V55H0ZM45 56H46V55H45ZM119 56H121V54H120ZM252 57H253V56H252ZM47 58H48V57H47ZM121 58H123V57L121 56ZM121 58H119V57L116 56L115 60H117V62H118ZM137 58H138V57H137ZM253 58H255V57H253ZM36 59H35V60H36ZM44 59L46 60L45 57H44ZM118 59H119V60H118ZM138 59H140V58H138ZM250 59H251V58H250ZM37 60H36V61H37ZM40 60H41V59H40ZM40 60H39V62L37 61V63H40V62L43 60V58H42L41 61H40ZM36 61H35V63H36ZM43 61H44V60H43ZM51 61H52V59H51ZM55 61H56V60H55ZM120 61H121V62H122V61H125V65H123L122 68L119 69V70H120L119 72H117L118 69H117V70H114V71L110 70V71H112L113 73H111V72H106L105 74H107V73H111L110 76L108 75V77H109L108 79H107V77H106L105 74H104V71H106L105 68H104V69L101 68L102 71L104 70L103 72H102L101 70H99V72L101 71L104 75L101 74V73H100V74H97V75H102L103 77H106V78H105V79L107 80L106 82H108V80H110V79H111L110 81L113 80V79H112V74H114V72H116L117 74H118V73H119V74L122 73V75H123L124 71H125L124 74H126V71H127V72H128L129 70H130V72L133 71V70H131V69H134V68H133V66H131V64H130V66H129V62H128V60H125V59L122 60V59H121ZM248 61H249V60H248ZM47 62H48V61H46V64H45L44 62H42V64L44 63V65H43L44 67H45L46 65H49V64H47ZM66 62H67V61H66ZM72 62H73V61H72ZM187 62H189L188 65H189V67H190V68H189L190 70L188 69V67H185V69H188V70L185 71V69H184V70L182 71V72L186 75V77H184V78L187 79V81L189 80V82H190L191 79H192L193 83H194V82H195V83H194L193 85H192V83H191V84L185 83L186 80L183 78V79H184V82H183L184 84H183V85H182V83L180 84V86L182 85V90H181L182 92L180 91V92H181L180 94H182L184 91L191 90L192 88H197V87H199V84H202L203 82H204V83H207L205 80H203V82H201L202 80H199V79H198L199 81L197 80V77H195L196 75H193V74L195 73V72H194L195 70H193V69L191 70V66H192V68H193V65L190 64L191 61H187ZM192 62H193V61H192ZM52 63L54 64V66H53L54 68L57 67V69L55 68L56 70H54V68H53L52 66H51V67H52V69H51V68H50V65H49V68H50L51 70H48V69H49L48 67H45V68H47L48 71H47L45 68H43V69H45V70H43L42 68H40L41 70H39V69H38V68H39V67H38L39 64L37 65V68H36V69L40 71L39 74L41 73V71H44V72H43V74H44V76H45L44 79L47 80L48 82H49V80H50L51 78H52L51 80H53V78H55V81H50V82H51L50 84H54V86L58 87L59 85H64V86H65L68 82H70V83L67 84V87H72V86H73V88H74V87L77 85V81L75 82V80H74L77 76L74 77L75 75H72V76L70 75V73L72 72L71 69H70L71 72H70L69 69H68V71L70 72V73H69V72L67 71V69H65V68H63V67L58 68V67L61 66L60 63H63V62H60V63H58V64H57V63L55 64L54 62H52ZM52 63H51V65H52ZM193 63H194V62H193ZM252 63H253V62H252ZM59 64H60V66H59ZM254 64H255V63H254ZM57 65H58V66H57ZM186 65H187V63H186ZM194 65H196V64H194ZM39 66H40V65H39ZM216 66H217V65H216ZM96 67H97V66H96ZM21 68H22V67H21ZM90 68H92V66H91ZM129 68H130V69H129ZM217 68H218L219 73H220L221 76L224 75V74H227V71H226L224 68H221V67H218V66H217ZM22 69H23V68H22ZM93 69H95V68L93 67L91 70L93 71ZM98 69H100V68L98 67ZM122 69H123V70H122ZM162 69H163V68H162ZM205 69H206V68H205ZM89 70H90V69H89ZM89 70H88L87 72H89ZM80 71H82V70H80ZM94 71H96V70H94ZM107 71H109V70L107 69ZM122 71H123V72H122ZM136 71H137V70H136ZM156 71H158V73H159L160 71H161L162 73H164L163 70H161V69H160V71H159V68H157ZM184 71H185L186 73L189 71L190 73L188 72V73L186 74ZM4 72H5V71H3L2 73H4ZM7 72H8V71H7ZM35 72H37V71L35 70ZM77 72H78V71H77ZM82 72H83V71H82ZM87 72H86V73H87ZM99 72H97V73H99ZM143 72H144V70H143ZM193 72H194V73H193ZM28 73H29V72H28ZM28 73H27V75H28ZM30 73H31V72H30ZM74 73H76V72L74 71ZM74 73L72 72L71 74H74ZM78 73H79V72H78ZM116 73H115V74H116ZM128 73H129V72H128ZM128 73H127L125 76H129ZM131 73H132V72H131ZM162 73H160V74L162 75ZM183 73H182V74H183ZM235 73H236V72H235ZM235 73H234V76L237 77V78L242 76V75H240L239 73H236V74H235ZM37 74H38V73H35V75H34V74H33V75L31 74V75H29L28 77H25V76H24V79H25V80L23 79V81H22L21 83L18 82L19 85L17 84V86H19L20 89H19L18 87H15L14 89H10V88H12V87H10V85H9L10 88H8V87L5 85V83L10 82V81H7V80H6L5 75H4V76H3V75H0V115H1V117H0V127L3 126V127H1V131H2V130H3V131H2V132L0 131V133H1V135L4 134V135L8 136V138H9V140H7L8 138L6 139V136H4V138L6 139V140L4 139L5 143L8 144V145H10V146L7 145V150H8L7 154H8V158H9V160H10V162H11L10 165L13 166V170L10 169V171H14V170H15V167H16V164H15V163L17 162L18 159H19V162H20V157L22 156L21 154L23 153L22 151H24L23 148H26V149L31 148V149H32V152H31V153H32L33 157H31V158H33V160H35L36 158H39V160L42 159V160H41L42 162H43V160H45V161L47 160V162H48V158L50 157V159H51V158H52L51 156H53V155H52V153H54V152H53V149H55V148H58V149H59V148H60L59 146L62 144L61 142H60V143H57L58 141L56 140V141H57V142H56L55 139H53L52 137H50L49 134H48L47 136L51 138V141L49 140V142H48V137H46L47 140H46V142H45V141L43 140V137H44V136H43L41 133H39L40 130L38 131L35 127H33L34 130H32L31 125H29V122H31V121H35V120L37 121V119H38L39 122H40V119H39V117H40V116H39L40 113L37 114L36 112L32 111L33 109L29 111L30 107L32 108V103H30L32 100L29 102V100H30L31 98H29L28 96L31 95V92H28V91H29L30 88H31V89H33V90H31L33 93H36V92L39 93V91L45 90V89L47 88V86H46L47 81H45L44 79H42L43 77H39L40 75L43 76V74H42V73H41L40 75H39V74L37 75ZM79 74H80V73H79ZM91 74H92V73H91ZM119 74H118L117 76L114 75L113 78H114V77H118ZM132 74H134V71H133ZM155 74L157 75V78L159 79L160 77H158L157 72H155ZM160 74H159V75H160ZM184 74H183V75H184ZM230 74H231V73H230ZM242 74H243V73H242ZM46 75H47V76H48V75H51V76H50V77L48 76V77H49V78H48ZM52 75H54L55 77H53ZM87 75H88V77H89V74H88V73H87ZM87 75L85 74V76H87ZM92 75H94V78L96 77V73H94V74H92ZM136 75H137V74H136ZM161 75H160V76H161ZM163 75H164V74H163ZM185 75H184V76H185ZM192 75H193V77H192ZM18 76H19V75H18ZM18 76H16V77H18ZM36 76H38L39 78H37ZM78 76H79V75H78ZM130 76H131V74H130ZM132 76H133V75H132ZM230 76H233V74H231ZM234 76H233V77H234ZM22 77H23V76H22ZM22 77H21V79H22ZM71 77H72V78L74 77V79H72ZM98 77H99V76H98ZM110 77H111V78H110ZM252 77H253V76H251L250 78H252ZM254 77H255V75H254ZM46 78H48V79H46ZM56 78H57V79H56ZM69 78H70L71 81H68ZM86 78H87V77H86ZM91 78H92V76H91ZM121 78H122V77H121ZM121 78L119 77L118 79L121 80ZM124 78H125V77H124ZM128 78H130V77H128ZM136 78H137V79H136ZM136 78H134V81L137 80V82L135 81V83H138V81H139L138 79H139V78H138L137 76H136ZM193 78H196V81H195V79H193ZM242 78H243V77H242ZM21 79H20V78L17 79V80L15 79L14 81H15V82H16V81H21ZM58 79H60V80H58ZM66 79H67V80H66ZM95 79H97V78H95ZM122 79H123V78H122ZM132 79H133V78H132ZM132 79H131V80H132ZM140 79H141V77H140ZM143 79H145V75H144V78H143V76H142V80H143ZM160 79H162V76H161ZM160 79H159V80H160ZM170 79H172V81L175 80V78H170ZM219 79H220L221 81H223L222 78H219ZM72 80H74V82H73ZM131 80H130V81H131ZM159 80H158V81H159ZM220 80H219V81H220ZM59 81H60L62 84H60ZM66 81H67V83H66ZM115 81H117V80L112 81V83L114 84V85H113V86H114V89H116V90H120L121 87H122V80H121V82H120V81H117V84H119L120 87H119L116 83H114ZM132 81H133V80H132ZM134 81L131 82V83H133V85L135 86ZM156 81H157V80H156ZM187 81H186V82H187ZM197 81H198V82H197ZM221 81H220L219 84L225 82V81H223V82H221ZM57 82H58V83H57ZM140 82H142V81H140ZM170 82H171V81L166 82V83L168 84V83H170ZM200 82H201V83H200ZM10 83H11V82H10ZM12 83H14V82H12ZM16 83H17V82H16ZM34 83H35V84L37 83V84L34 86ZM63 83H64V84H63ZM72 83H73V84H72ZM75 83H76V84H75ZM78 83H81V82H78ZM157 83H158V82H157ZM258 83H259V82H258ZM8 84H9V83H8ZM20 84H21V85H20ZM50 84H49V85H50ZM71 84H72V86H71ZM90 84H91V83H90ZM92 84H94V83H92ZM96 84H97V83H96ZM98 84H99V83H98ZM110 84H111V83H110ZM115 84H116V85H115ZM140 84H141V83H140ZM140 84H139V85H140ZM224 84H225V83H224ZM260 84H261V86H263L264 82H263V83L260 82ZM31 85H32V87H30ZM68 85H69V86H68ZM74 85H75V86H74ZM81 85L84 86V84H82V83H81ZM133 85H130V86H133ZM165 85H166V84H165ZM221 85H222V84H221ZM225 85L227 86V83H226ZM54 86H52V87H54ZM77 86H79V84H78ZM85 86H86V85H85ZM85 86H84V87H85ZM105 86H106V85H105ZM108 86H109V85H108ZM113 86H112V88H113ZM116 86L119 87V89H118V88H115ZM249 86H250V85L246 86V88H245V86L242 87V86L240 85V87H242L243 89H245L244 96H247V97H244V98L242 99V95L239 94V95H237V97L239 98L240 101L236 102V101L238 100V99L236 100V98H237V97H236V98H235V101H234V104H233V102H232V105H233L232 107L236 106V104H237L238 106L241 107V110H242V111H241V112H238V114H239V113L241 114L243 111H245L244 109H249L248 113L250 112V109H251V112H252L253 114H255V113L257 114L258 112H256V110L259 109V110L261 111V110H262L261 108L264 106V104H262V105L260 104V103H264V88L259 87V88H258L259 90L256 91V90H252L251 86H250V87H249ZM252 86H253V85H252ZM254 86L257 87V85H254ZM259 86H260V85H259ZM34 87H35V89H34ZM52 87L47 88V89L45 90L46 93H47V91L50 90ZM59 87H60V86H59ZM100 87H101V86H99V88H100ZM166 87H167V85H166ZM223 87H224V85H223ZM223 87H222V88H223ZM247 87L251 88V90H250L249 88L247 89ZM16 88H18V89H16ZM27 88H28V90H27ZM103 88H104V87H103ZM103 88H101V89H103ZM163 88H164V86H163ZM159 89H162V87L159 88ZM159 89H158V90H159ZM166 89L168 90V88H166ZM243 89H242V90H243ZM25 90H26V91H25ZM99 90H100V89H99ZM112 90H113V89H112ZM164 90H165V89H164ZM223 90H224V92H226V90H228V89L224 88ZM45 91H42V92L44 93ZM148 91H149V90H148ZM153 91H154V90H153ZM162 91H163V89H162ZM162 91H160L161 93L159 92V94H161V95H160V98H165V97H166V96H165L166 94H163ZM165 91H166V90H165ZM220 91H222V90H220ZM27 92H28L30 95H29ZM42 92H41V93H42ZM91 92H92V90H91ZM95 92H96V91H95ZM118 92H119V94H120V91H117V92L115 93V95H116ZM149 92H151V90H150ZM204 92H205V94H206V91H204ZM224 92H223V93H224ZM252 92H253L254 95H255V97H254L255 99H254V100L257 101L258 103L255 102V101H253V100H252L253 98L250 99V97H251L250 95H251ZM23 93H24V95H27L26 98L28 97L29 100H26V98H24V96H23L24 99H23L22 97H20V95L22 96ZM88 93H90V92H88ZM93 93H94V92H93ZM152 93H153V92H152ZM152 93H151V94H152ZM202 93H203V92H202ZM202 93L200 92V94H202ZM208 93H209V92H208ZM208 93H207V94H208ZM220 93H221V92H220ZM220 93H219V94H220ZM226 93H227V92H226ZM74 94H75V93H74ZM119 94H118V96H117V95H116V96L119 97V99H120ZM153 94H158V91H157L156 93L154 92ZM162 94H163V97H162ZM205 94H204V95H205ZM217 94H218V93H217ZM219 94H218V95H219ZM168 95H170V93H168L167 96H168ZM195 95H197V96H195ZM195 95H194L195 98L197 97V99H198V97H199V96H198L199 93H198V94H195ZM202 95H203V94H202ZM204 95H203V96H204ZM218 95H217V96L214 95V97L212 98L213 101H214L215 104H216V105L214 106V102H211V105L213 104L212 106H214V107H213V109H212V106L210 105L211 108H210L209 110L211 111V109H212V111H211L212 113H208L209 110H207V109H206L207 112L205 113V110H204L205 107L202 108V107H201V103L198 104V103H199L198 101H200L201 99H199L198 101H195V99H193L194 97H192V99L189 100V101L187 100L188 103H187L186 105H179L180 107H181V106H184L186 113H185V111H180V109L177 107L176 110L179 109L178 111H180V112L177 111V113H181V114H179V116H178V114L175 112L176 110H174V109H173V110H174L175 114H177L178 117H181L180 115H182V112H184L187 116H189V119H185V121L188 123V124L185 123V124L187 125V128H188V129H189V127H190L191 129H193L192 131L197 132V131H199V130L201 131V127H202V131H203L204 128H205V126L209 124L208 122H210V121H209V118H210V119H211V118H214V119H215L216 116L218 115L219 111H221V109L225 106V104H222V103H223L222 101H221V102H220V101H219V102L215 101V99H217V97H219ZM73 96H75V95H73ZM111 96H112V95H111ZM155 96H156V95H155ZM157 96L159 97V95H157ZM164 96H165V97H164ZM205 96H206V95H205ZM209 96H210V93H209ZM215 96H216V97H215ZM239 96H240V97H239ZM248 96H249V97H248ZM79 97H80V96H79ZM79 97L77 96V99H78ZM114 97H115V96H114ZM169 97H170V96H168L167 98L170 99ZM200 97H202V96H200ZM28 98H27V99H28ZM110 98H111V97H110ZM190 98H191V97H190ZM202 98H203V97H202ZM240 98H241L242 100H241ZM112 99H113V98H112ZM153 99H154V97H153ZM157 99H158V98H157ZM168 99H167L166 102H165L166 98H165L164 101H163V99H160V100H162V101L159 100V101L162 102V103L165 102V103H164V107L167 108V110L171 107V103H172V105H175V104H173V102H171V101L168 100ZM171 99H173V98H171ZM203 99H204V98H203ZM72 100H73V98H72ZM105 100H106V99H105ZM113 100L115 101L116 99H113ZM250 100H252V101L255 102V103L251 102ZM70 101H71V100H70ZM74 101H75V99H74ZM74 101H73V103H76V104H77V101H76V102H74ZM91 101H92V100H91ZM119 101H120V100H119ZM153 101H154V102H153V104H154V108H153V109L156 108L157 103H158V106L161 104L158 100H153ZM157 101H158V102H157ZM184 101H185V100H184ZM201 101H202V100H201ZM64 102H65V101H64ZM101 102H102V100L99 101V103H101ZM107 102H108V100H107ZM155 102H156V103H155ZM179 102H180V101H179ZM216 102L218 103V105H217ZM235 102H236V104H235ZM105 103H106V102H105ZM109 103H110V101H109ZM115 103H117V101H115ZM115 103H114V104H115ZM122 103H123V102H122ZM159 103H160V104H159ZM181 103H182V102H181ZM181 103H180V104H181ZM184 103H186V101L183 102L182 104H184ZM30 104H31V105H30ZM69 104H70V103H69ZM153 104H152V105H153ZM155 104H156V105H155ZM177 104H179V103H176V105H177ZM257 104H258V105H257ZM259 104H260V106H259ZM66 105H68V104H66ZM101 105H102V103H101ZM101 105H100V106H101ZM103 105H104V104H103ZM103 105H102V106H103ZM107 105H108V103H107ZM124 105H125V104H124ZM131 105H132V104H131ZM133 105H134V104H133ZM176 105H175L174 107H176ZM89 106H90V105H89ZM104 106H105V105H104ZM110 106H111V105H110ZM113 106H114V105H113ZM113 106H112V107H113ZM158 106H157V107H158ZM203 106H204V105H203ZM210 106H209V107H210ZM74 107H75V106H74ZM115 107L117 108V106H115ZM130 107H131V106H130ZM160 107L163 108V104H162L161 106H159L158 108H160ZM209 107H208V108H209ZM97 108H98V106H97ZM108 108H109V106H108ZM118 108H119V107H118ZM137 108H138V107H137ZM162 108H160V109H162ZM184 108H182V109L184 110ZM238 108H239V107H238ZM242 108H243V109H242ZM98 109H99V108H98ZM101 109H102V107H101ZM119 109H120V108H119ZM156 109H157V108H156ZM254 109H255V112H253ZM108 110H109V109H108ZM158 110H159V109H158ZM162 110H163V109H162ZM162 110H161V111H162ZM167 110H166V111H167ZM203 110H204V113H205V117H208V116H206L207 113L210 114V115H213V114L215 113L216 116L214 115V116H212V117H208V119L206 120L204 117L202 118V115H204V113L202 112ZM263 110H264V107H263ZM115 111H118V110H115ZM140 111H141V110H140ZM159 111H160V110H159ZM163 111H165V110H163ZM169 111H170V110H169ZM210 111H209V112H210ZM239 111H240V109H239ZM260 111H259V114H258L259 116H261V115L264 114L263 111H262V112H260ZM32 112L36 113V115H34V117H35V116H37V117L39 116V117H38L37 119L34 118L35 120H33V116H32V114H30V113H32ZM113 112H114V111H113ZM113 112H112V113H113ZM119 112L121 113V111H119ZM119 112H118V113H119ZM154 112H155V110H154ZM154 112H153V113H154ZM171 112H173V111H171ZM213 112H214V113H213ZM245 112H246V113H245ZM245 112H243V113H245V118H246V117H247L246 114H248V113H247V111H245ZM118 113H117V114H118ZM156 113H157V112H156ZM161 113H162V112H161ZM165 113H166V118H168V120L166 121V122H167L166 124H168L169 118H170L171 116L168 115V113H169L168 111L165 112ZM201 113H203V114H201ZM243 113L241 114V116L243 115V116H242L243 119H241L242 121L240 120L241 122H244V120H245V119H244V114H243ZM252 113H250V114H252ZM113 114H114V113H113ZM143 114H144V113H143ZM143 114H142V116H143ZM159 114H160V112H159ZM159 114H158V115H159ZM169 114H170V113H169ZM185 114L182 115V116H184L185 118H187ZM240 114L238 115V117L240 116ZM137 115H138V114H137ZM140 115H141V114H139V116H137V117H139V119H137L138 121L142 120V119L140 118V117H142V116H140ZM152 115L154 116L153 118H155V116H156L157 114H152ZM152 115H151V118H149V119H152ZM158 115H157V117H159ZM162 115H164V113H163ZM167 115H168L169 117H167ZM112 116H113V115H112ZM121 116L123 117V115H121ZM135 116H136V115H135ZM148 116H149V115H148ZM148 116L145 114V115H144L145 119H147ZM160 116H161V115H160ZM164 116H165V115H164ZM175 116H176V115H174V117H175ZM117 117H118V116H117ZM119 117H120V115H119ZM137 117H136V118H137ZM157 117H156L155 119H156V121L158 122ZM178 117H175V118H178ZM175 118H174V119H175ZM254 118H255V120H256V117H254ZM259 118H260V117H257V120H258ZM262 118H263V117H262ZM110 119H111V118H110ZM132 119H133V118H132ZM143 119H144V118H143ZM149 119H148V120H149ZM159 119H162V118H159ZM171 119H172V117H171ZM182 119H183V118H181L180 120H182ZM214 119H213V120H214ZM239 119H240V118H239ZM41 120H42V119H41ZM118 120H119V119H118ZM148 120H147V121H148ZM164 120H165V117H164ZM172 120H173V119H172ZM172 120L169 121V122L173 123L174 120H173V121H172ZM176 120H177V119H176ZM176 120H175V121H176ZM183 120H184V119H183ZM183 120H182V121H183ZM213 120H212V121H213ZM255 120H254V122H255ZM19 121L25 122V125H23V127H22V128H19V130H18V128L15 127L14 125H15L17 122H19ZM142 121H143V120H142ZM149 121H153V120H149ZM156 121H155V122H156ZM159 121H160V120H159ZM175 121H174V122H175ZM204 121H206L207 124H206V123L204 124ZM207 121H208V122H207ZM212 121H211V122H212ZM259 121H260V120H259ZM39 122H38V123H39ZM144 122H145V120H144ZM35 123H36V122H35ZM35 123H34V124H35ZM38 123H36V124L38 125ZM113 123H114V122H113ZM147 123H148V122H146V124H147ZM158 123H159V122H158ZM162 123H164V122L162 121ZM176 123L179 125L178 121H177ZM176 123H175V124H176ZM258 123H259V122H257V124H258ZM2 124H3V125H2ZM41 124H42L43 127H44L43 121H41ZM41 124H40V125H41ZM139 124H140V123H139ZM164 124H165V123H164ZM175 124H173V125H175ZM203 124H204V125H203ZM259 124H260V123H259ZM151 125H152L151 127H153V125L156 126V128L159 127V126L155 125L154 122H152ZM170 125H171V124L169 123V126H170ZM183 125H184V123H182V125H180V128H179L178 126L175 125L176 129L174 128V126H173V128H174L176 131H179V132H180L182 129H183V131H184V129L186 128V125H184V126H183ZM29 126H30L31 128H30ZM106 126H107V125H106ZM138 126H139V125H138ZM140 126H142V125H140ZM140 126H139V127H140ZM181 126H183V127L181 128ZM242 126H243V125H242ZM14 127H15L16 129H15ZM111 127H112V126H111ZM151 127H150V129H151ZM161 127H162V125H161ZM165 127H168V125H165ZM45 128H46V127H45ZM45 128H44V129H45ZM101 128H102V127H101ZM121 128H122V127H121ZM140 128H141V127H140ZM148 128H149V126H148ZM169 128H170L171 130H174V129L171 128V127H169ZM178 128H179L180 130H179ZM206 128H207V127H206ZM35 129H36V130H35ZM108 129H109V128H108ZM145 129H146V128H145ZM163 129H164V127H163ZM165 129H166V128H165ZM165 129H164V130H165ZM167 129H168V128H167ZM241 129H243V127H242ZM241 129H239V131H240ZM104 130H105V129H104ZM109 130H110V129H109ZM141 130H142V129H141ZM143 130H144V129H143ZM152 130H154V131H155V130H157V131L159 130V132H160V129H159V128L155 129V128L153 127ZM185 130H186V129H185ZM19 131H20L19 136H16V134L19 133ZM34 131H37V132H34ZM100 131H101V130H100ZM113 131H114V130H113ZM157 131H156V132H157ZM165 131H166V130H165ZM168 131H169V130H168ZM168 131H167V133H169ZM188 131H189V136L187 135V134H188ZM202 131H201V132H202ZM21 132H23L24 134L22 135ZM40 132H42V131H40ZM46 132H47V130L45 131V133H46ZM104 132H105V131H104ZM109 132H110V131H109ZM161 132H162V131H161ZM179 132H176V134L179 133ZM185 132H186V131H185ZM185 132H183V134H184ZM201 132H200V133L197 132V134H196V133L191 132L190 129H189V130H187V134L185 133L184 135H187L188 137L192 136L191 138H193V137L195 138L196 135L199 136L200 134H202ZM205 132H206V131H205ZM2 133H3V134H2ZM35 133H37V134H35ZM38 133L41 134L43 137H42L41 135H39ZM126 133H128V131H127ZM154 133H155V132H154ZM154 133L152 132V134H150V135H153V138H156V137H154V136H155L157 133H155V134H154ZM190 133H191V134H190ZM192 133H193L194 135H193ZM221 133L226 134L227 132H226V130H224V131H221ZM221 133H220V135H221ZM43 134H44V133H43ZM105 134H106V132H105ZM121 134H122V133H121ZM124 134H125V133H124ZM137 134L139 135V133H137ZM158 134H159V133H158ZM162 134H163V133H162ZM171 134H172V131H171ZM17 135H18V134H17ZM45 135H46V134H45ZM107 135H108V133H107ZM141 135H142V134H141ZM150 135H149V137L147 136V137H148V140L151 138ZM165 135H166V132H165ZM168 135H169V134H168ZM168 135H166V136H167V139H170ZM217 135H219V134H217ZM247 135H248V134H247ZM259 135H260V134H259ZM90 136H91V135H90ZM129 136H130V135H129ZM170 136H171V135H170ZM173 136H174V132H173ZM181 136H182V135H181ZM225 136H228V135L226 134ZM18 137H19L20 139H23V141L21 142V144L17 143V141L19 142V138H18ZM88 137H89V136H87L86 138H88ZM130 137H131V136H130ZM142 137H144V136H141V138H142ZM175 137H176V135H175L173 138H171L172 140H171V139H170V140H171V141H174ZM178 137H179V135H178ZM178 137H177V140H178V141H181V142H183V141H182L183 138H186L185 136H183L181 139L178 138ZM211 137L214 138V136H212V135H211ZM215 137L217 138V136H215ZM219 137H220V136H219ZM1 138H2V136L0 137V139H1ZM17 138H18V139H17ZM50 138H49V139H50ZM123 138H125V137L117 136V140H118L119 145H118V146L116 147V149L114 150L115 152L113 153L112 151H110V152H112L113 154H111L109 157H106V158H105V157L102 158V156H101V159H103L104 162H102L103 164H100L99 166H98L99 162H98V164H96L97 162H96V160H95V159H97V157H98V156L96 155V154H97V151L95 150L94 147H91V146H90V145H92V144L96 145V143H92V144H90L89 146L85 145V143H84L83 145H78L77 148H76V151H75L74 148H73V149L71 148L72 150H68V151L66 152V155H67V158L69 157L68 159L72 161L73 156H72V158L70 159V156H71V155H73V154L77 155V153H79V152H83L84 150L88 149V156L86 155L87 157H85L84 162L87 163L88 166L90 165V167H91V165H92L91 168H94V167H93V166H95L94 164H96V166H98V167L95 166L96 168H99V167L102 166V171H103V173L105 174V176H104V174L102 173V171H101L100 169H99V170L101 171V173L98 174V175H99V176H98V175L95 173L96 171H98V169L96 170V168H95V172H94L93 169L89 168V167L86 165L89 169L93 170V172L95 173V175L98 176V178H104V179H105V178H106V175H107L108 178H109L110 175H112V176L115 175V176H117V178L115 177V178L117 179V181H113V180H115V178H113V180H112L113 183L115 182V184H116L117 182H120L121 179H122L124 182H125L126 180H127V182H128V180H129V181L131 180L130 178H133V184H134V181H136V184L132 185V184H131V181H130L129 183L132 185V187L135 186V190H133L134 193H132V195H130L131 193H129V194L127 193L128 195H126V196H125L124 194H123V195H120V199H121V200L123 199L122 202H123L124 205L121 204L123 207H124V206L126 207V206H128V205H134V206L136 207V210H137V211H136V210H135V211H136L137 213H136L134 210L132 211V209L135 208V207H133V206L131 207V208H132V209H131V212H132V213L134 212V214L136 213V215L138 214V217H137V219H138V218H141L142 214L145 212V209L149 208L148 205H150L151 203L155 202V201H153L154 199L152 198V195H153V196H158L159 193H160L161 191H159L158 193H157V192L153 193V192H151V189H152L153 187L150 185V187H152V188H149V184L152 183V182L150 181V179H149V178H150L149 173L151 172L150 170H152V169H150V168H152V167H149V165H152V162L150 163V162L148 161V157L146 158L145 156H148V155H149V153H150L149 151H150V150H148V155H145V154H144V158H143V159L141 158V159H142V160H141L140 158H137V157H138L137 154H135V152L132 151L131 148H129V146H128L127 143L125 142L126 140H124ZM153 138H151V139H153ZM160 138H163V136L160 137ZM221 138H222V137H221ZM2 139H3V138H2ZM15 139H16V140H15ZM44 139H45V138H44ZM139 139H140V137L138 138V136H137V137H136V140H137L138 142L141 141V139H140V140H139ZM144 139H146V138L144 137ZM144 139H143L142 141H144ZM186 139H187V138H186ZM222 139H223V138H222ZM222 139H221V140H222ZM224 139H225V138H224ZM127 140H129V139H127ZM130 140L132 141L131 138H130ZM146 140H147V139H146ZM148 140H147V141H148ZM170 140H167V141H168L169 143H171ZM177 140H175V141L178 142ZM188 140H190V138H189ZM208 140H210V145H209V146L211 147V145H212L211 148H213L214 150H216V149H215L216 144L213 146V142H215V141H217V140H219V139L217 138V140H215V138H214V139H210V138H209ZM214 140H215V141H214ZM221 140H220L219 143H217L218 141L215 142V143H217V145H218V144L220 145V143L222 142ZM263 140H264V139H263ZM1 141H2V140H1ZM7 141H9L10 143H8ZM52 141H53V143L55 142V143H57V144L55 145V143H54V146H51L50 144H52ZM154 141H155V140H154ZM163 141L166 142V140H165L164 138H163V140L161 141V143H163ZM224 141H225V140H224ZM248 141H249V139H248ZM2 142H3V141H2ZM138 142H137V144L139 145L140 143H138ZM150 142H151V141H150ZM165 142H164V143H165ZM208 142H209V141H208ZM211 142H212V144H211ZM141 143L143 144V143H145V142H141ZM146 143H147V142H146ZM169 143H166L165 146H167V144H169ZM97 144H98V143H97ZM102 144H103V143H102ZM133 144H134V143H133ZM135 144H136V143H135ZM172 144H173V142H172ZM262 144H264V143H262ZM66 145H67V144H66ZM74 145H75V144H74ZM74 145H72V146L74 147ZM258 145H259V144H258ZM3 146H5L4 143H3ZM63 146H64V145H63ZM70 146H71V145H70ZM92 146H93V145H92ZM102 146H103V145H102ZM168 146H169V145H168ZM207 146H208V145H207ZM220 146H221V145H220ZM250 146H252V145H250ZM262 146H263V148H264V145H262ZM53 147H55V148H53ZM66 147H67V146H66ZM66 147L64 146L65 149H66ZM75 147H76V146H75ZM98 147H99V146H98ZM112 147H113V146H111V145H105V146L102 147L103 150L101 149V151H102V152L104 151V153H105V151H106V152L109 151ZM130 147H131V146H130ZM8 148H9V149H8ZM52 148H53V149H52ZM152 148H153V146H152ZM156 148H158V147H156ZM167 148H168V147H167ZM217 148H218V146H217ZM251 148H252V147L248 148V150L251 149ZM260 148H261V147H260ZM22 149H23V150H22ZM26 149H25V150H26ZM68 149H70V148H68ZM150 149H151V148H150ZM153 149H154V148H153ZM162 149H163V153H167V152L165 151V149H164V146H163ZM208 149H209V148H208ZM213 149H209L210 151L212 150V153H210V154L215 155V153H213V152H214ZM0 150H1V149H0ZM7 150H6V151H7ZM21 150H22V151H21ZM51 150H52V153H51V155H50ZM145 150L147 151V149H145ZM145 150H144V151H145ZM159 150H160V149H159ZM196 150H198L199 153H203V152H201L202 150H200V151H199V149H196ZM196 150H195V151H196ZM54 151H55V150H54ZM61 151H63V149H62ZM65 151H66V150H64L63 152H65ZM101 151H99L98 155L100 154ZM144 151H143V152L140 151V155H141L142 153H145ZM210 151H209V152H210ZM250 151H251V150H250ZM2 152H5V151L2 149L1 153H2ZM21 152H22V153H21ZM24 152H25V151H24ZM63 152H62V153H63ZM132 152H134L133 154H135L134 156H136V158L134 157L135 159H132V160H133V163H135L134 160H137L138 163L142 164V165H139L140 167H142V166L144 165V168H145L144 171H141V170L143 169V167H142V169L139 167L141 172H139L138 169H137V170L135 169L134 171H137V174H138V175L134 176V175H135V172H134V173L129 172V171H130V168L127 166V167H128V171H124V172H123V171L121 170V172H123V173H121V172H120V173L117 172V169H118L117 166H118V165H123V164H124V161H126V160L128 161V158L131 159V157H132V156H131V155H132ZM141 152H142V153H141ZM155 152H156V151H155ZM155 152L152 151L151 153L153 154V153H155ZM157 152H158V150H157ZM157 152H156V155H158ZM160 152H161V150H160ZM238 152H239V151H238ZM243 152H245V154H244L245 156L242 157V159H240L241 162L239 163V165H240V166H250V167L257 168V167L259 166V164H258L257 162H260V161H261L260 158L257 159L258 161L256 160V162H255V159L251 156L250 152L248 151V152L246 153V148H245V151H243ZM1 153H0V158H2V157L4 158V161H5V162H4V161H2V162H4V167H5V163H7V162H6V159H5V156H6V155H5L4 153H2V154H1ZM62 153H60V155H61ZM151 153H150V154H151ZM192 153H193L192 155L194 156V155H195V154H194L195 152H192ZM196 153H197V152H196ZM239 153H240V152H239ZM239 153H238V154H239ZM3 154H4L5 156H3ZM40 154H41V155H40ZM102 154H103V153H101L100 155H102ZM108 154H110V153L108 152ZM161 154H162V152H161ZM161 154H160V155H161ZM203 154H204V156H206L207 152H206V154H205V153H203ZM210 154L208 153L209 156H210ZM20 155H21V156H20ZM156 155H155L156 158L160 157V155H159V156H156ZM198 155H201V156H202V154H197V155L195 156V157H196V160H199V157H197ZM213 155H211V156H213ZM236 155H237V154H236ZM242 155H243V154H241V156H242ZM261 155H262V154H261ZM1 156H2V157H1ZM24 156H25V155H23L22 157H24ZM96 156H97V157H96ZM103 156H104V154H103ZM153 156H154V154H153ZM153 156H152V157H153ZM263 156H264V155H263ZM28 157H30V156H28ZM155 157H153L154 160L156 159ZM195 157H194V158H195ZM216 157H217V156H216ZM239 157H240V156H239ZM239 157H237V160H239V159H238ZM255 157H256V156H255ZM34 158H35V159H34ZM67 158H64V159L66 160V162H67V163H68V162H71V161H69ZM132 158H133V157H132ZM197 158H198V159H197ZM217 158H218V157H217ZM263 158H264V157H263ZM25 159H26V158H25ZM62 159H63V158H62ZM64 159H63V160H64ZM75 159H76V158H75ZM98 159H99V158H98ZM138 159H139L140 161H138ZM150 159H151V157H150ZM150 159H149V160H150ZM203 159H204V158L202 157L201 160H203ZM194 160H195V159H194ZM201 160H199V161H201ZM204 160H206V159H204ZM204 160H203V161H204ZM23 161H26V162H27L28 160H24V159H23ZM23 161H22V162H23ZM50 161H52V160H50ZM127 161H126L125 163H127ZM152 161H153V160H152ZM208 161H209V160H208ZM19 162H18V163H19ZM38 162H39V161H38ZM38 162H34V161H33V162H32V161H31V162H28V163H30V164H28V163H27V164H26V163H22V164L19 163V164H18V163H17V164L19 165V167H18V168L16 167V168H17L16 171H17V173H18V174L16 173V174H17V178H15V180H16V179L18 180V182L16 181V183L19 184V180H20L21 182H24V183H25V182H28L29 179H30V177H29L30 175H29V174H30L31 171H33V170H31L32 167H34L33 165H31V163H32V164H33V163H36L37 165H39L40 162H39V163H38ZM42 162H41V167L43 166V165H42ZM47 162H46V163H47ZM61 162H64V161L61 160ZM77 162H78V161H76L75 163L73 162V163L75 164V168H74V169H76L77 172H78V174H79V175H78V179L75 178V181H77V183H78L79 185H82V184L84 185V183L87 182L89 179L86 178L85 173L81 172V169H80L81 167H80L79 164H76ZM80 162H81V161H80ZM82 162H83V161H82ZM82 162H81V164H82ZM95 162H96V163H95ZM238 162H239V161H238ZM46 163H45L44 166H47ZM49 163H51V162H48V166H49ZM85 163H83L82 165H84ZM100 163H101V162H100ZM109 163H111V165L114 164V168H113L114 170H113V172H112V168H110V169H111V172L109 171V170H110V169L108 168ZM256 163L258 164L257 167H256ZM8 164H9V163H7L6 166H7ZM43 164H44V163H43ZM62 164H63V163H62ZM64 164H65V162H64ZM129 164H130V160H129ZM14 165H15V167H14ZM18 165H17V166H18ZM115 165H116V167H115ZM131 165H132V164H131ZM135 165L137 166V163H136ZM135 165H134V166H135ZM84 166H85V165H84ZM136 166H135V167H136ZM0 167H3V166L1 165ZM35 167H36V165H35ZM38 167H39V166H38ZM120 167H123V166H119V169H121ZM125 167H126V166H125ZM5 168H6V167H5ZM5 168H1V169H0V170H2L1 173H2V172L5 173V174L7 173V172L4 170ZM258 168H259V167H258ZM7 169H8V166H7L6 170H7ZM33 169H34V168H33ZM119 169H118V171H119ZM122 169L125 170L126 168L123 167ZM149 169H150V170H149ZM36 170H37V169H36ZM38 170H39V169H38ZM52 170H53V169H52ZM52 170H51V172H52L51 174H54V172H53ZM72 170H73V169H72ZM91 170H90L89 172H91ZM107 170H108L110 173L107 172ZM126 170H127V169H126ZM148 170H149V173H148ZM4 171H5V172H4ZM7 171H8V170H7ZM68 171H69V170H68ZM131 171H132V170H131ZM208 172H210V171H208ZM1 173H0V174H1ZM3 173H2V174H3ZM34 173L36 174L37 172L34 171ZM71 173H72V172H71ZM91 173H92V172H91ZM106 173H107V174H106ZM108 173H109V174H108ZM112 173H113V174H112ZM118 173H119V174H118ZM131 173H132V174H131ZM139 173H140V174H139ZM205 173H206V172H205ZM210 173H211V172H210ZM212 173H213V172H212ZM5 174H3V175L5 176ZM13 174H14V173H13ZM121 174H124V175H123V178H120V181H119L118 179H119L120 176H122ZM150 174H151V173H150ZM8 175H9V171H8V174H7L6 176H8ZM92 175H93V173H92ZM95 175H94V176H95ZM101 175H103L104 177H101ZM119 175H120V176H119ZM217 175H218V174H217ZM0 176H1V175H0ZM10 176H11V175H9V177H10ZM13 176H15V175H13ZM32 176H33V175H32ZM34 176H36V175H34ZM112 176H110V178H111ZM9 177L7 178V177H3V176H2V178H4V179L7 178L8 180H9ZM74 177H75V176H74ZM216 177H217V176H216ZM0 178H1V177H0ZM36 178H37V176L35 177V179H36ZM93 178H94V181H96V179H97L96 176L93 177ZM93 178L90 177V180H91V179L93 180ZM10 179H11V177H10ZM37 179H38V178H37ZM37 179H36V180H37ZM104 179H103V180H104ZM32 180H33V177H32ZM32 180L30 179V182H28V183H30V185H31V183L33 184V182H36L35 180H34V181H32ZM90 180H89V181H90ZM103 180L100 179V181H103ZM105 180H107V179H105ZM215 180H219V181H218L219 184H218L217 181H215V182L217 183V185H218V186H217V185L215 184L216 187H218V189L215 191V193L213 192L215 195H217V194L219 193V192H218L219 188L222 187L220 184H223V182H227V181H224L223 178H222V179H215ZM9 181L11 182V180H9ZM12 181H13V180H12ZM38 181H39V180H38ZM73 181H74V179H73ZM100 181H99V182H100ZM123 181H122V182H123ZM1 182H2V179H1ZM4 182H5V181H4ZM4 182H2V183H4ZM6 182H8V181H6ZM63 182H64V181H63ZM65 182H66V180H65ZM106 182H107V181H106ZM127 182H126V183H127ZM215 182H214V183H215ZM221 182H222V183H221ZM61 183H62V182H61ZM92 183H96V182H92ZM108 183H111V182L108 181ZM108 183H107V185H108V187H110ZM156 183H160L159 180H158V182L155 181L154 184L152 183V184L154 185L153 190L155 189V191H156V190H160L159 187H158V185H157ZM214 183H213L211 186H213ZM0 184H1V183H0ZM4 184H5V183H4ZM35 184H36V183H35ZM68 184H69V183H68ZM70 184H71V183H70ZM70 184H69V185H70ZM117 184H118V183H117ZM201 184H202V183H201ZM6 185H7V184H5V186H6ZM19 185H20V184H19ZM28 185H29V184H28ZM28 185H27V187H28ZM57 185H58V184H57ZM65 185L68 187L67 184H65ZM79 185H78V187H79ZM107 185H106V186H107ZM110 185H111V184H110ZM112 185H113V184H112ZM156 185H157V186H156ZM199 185H200V184H199ZM257 185H258V184H257ZM11 186H13V185H11ZM15 186H16V184L14 185V187H15ZM24 186H25V185H24ZM24 186H23V188H25ZM121 186H122V184H121ZM126 186H127V184H126ZM172 186H173V185H172ZM172 186H171V188L173 189ZM211 186H210V188H211ZM21 187H22V186H21ZM56 187H57V186H56ZM67 187H66V188H67ZM81 187H82V186H81ZM84 187H85V186H84ZM155 187H156V188H155ZM194 187H195V186H194ZM194 187H192V189H193ZM203 187H204V186H203ZM216 187H215V188H216ZM225 187H226V186H225ZM227 187H228L227 190L224 188V189H225L224 192H225L226 194H225L224 192L221 191V195H222V193H223V195H222V197L219 198L220 200H219V199L216 200L215 205L219 204V203H220L219 201H221V198H223V196H225V198L227 197V198L229 199L231 205H233V207L235 208V206L239 203V200H240L241 197H242V196H241V192H240V191H242V190L239 188L240 191H239V190L237 191L238 188L234 187L232 184L227 185ZM227 187H226V188H227ZM233 187L236 188V190H234ZM2 188H5V187H2ZM2 188L0 187V190H1ZM15 188H16V187H15ZM29 188H30V187H29ZM52 188H54V187H52ZM102 188H103V187H102ZM104 188L107 189V187H105V185H104ZM160 188H161V186H160ZM174 188H176V187H174ZM197 188H198V187H197ZM197 188H196V189H197ZM10 189H11V188H10ZM12 189H13V188H12ZM12 189H11V190H12ZM75 189H76V188H75ZM77 189H80V187L77 188ZM133 189H134V188H133ZM184 189H185V188H184ZM224 189H222V190H224ZM232 189H233V191H232ZM14 190H15V189H14ZM51 190H52V189H51ZM60 190H62V187H61V186H60ZM80 190L82 191V188H81ZM109 190H110V189H109ZM131 190H132V189H131ZM153 190H152V191H153ZM161 190H162V188H161ZM168 190H170V187L168 188ZM176 190H177V188L174 189L175 192H176ZM179 190H181V189H179ZM189 190H190V189H189ZM193 190H194V189H193ZM230 190L233 192V195L230 193V192H231ZM243 190H244V189H243ZM8 191H9V190H8ZM17 191H18V190H17ZM23 191H26V188H25V190L23 189ZM103 191H105V190H103ZM174 191L172 190V192H174ZM182 191H183V190H182ZM182 191H181V192H182ZM190 191H191V190H190ZM194 191H195V190H194ZM226 191H227V192H226ZM234 191L236 192V194L234 193ZM13 192H14V191H13ZM13 192H11V193H13ZM19 192H21V194L23 195V193H22V191H20V189H19ZM19 192H18V193H19ZM35 192H36V191H35ZM38 192H39V191H38ZM52 192H53V190H52ZM54 192H55V191H54ZM97 192H98V191H97ZM150 192L152 193L151 196H150L152 199L148 196ZM242 192H243V191H242ZM251 192H252V191H251ZM255 192H256V191H255ZM255 192H254V193H255ZM8 193H9V192H8ZM11 193H10V195L12 196L14 193H13V194H11ZM26 193H28V192H26ZM26 193H25V194H26ZM90 193H91V192H90ZM94 193H95V192H94ZM102 193H103V192H102ZM106 193H107V192H106ZM184 193H186V191H184ZM188 193H189V192H188ZM188 193H187V194H188ZM192 193H193V192H192ZM213 193H211V194H212L211 196H213ZM246 193H247V192H244V195H245ZM3 194H4V198H5V193H3ZM3 194H2V195H3ZM30 194H31V193H30ZM49 194H50V191L48 192V195H49ZM67 194H68V193H67ZM96 194H97V193H96ZM125 194H126V193H125ZM154 194H156V195H154ZM157 194H158V195H157ZM182 194H183V193H182ZM187 194H186V195H187ZM234 194H235V195H234ZM251 194H252V193H251ZM251 194L249 195V192L247 193L248 196H251V197H252L253 195H251ZM255 194H256V193H255ZM2 195H1V198L3 199V196H2ZM52 195H53V194H52ZM80 195H81V194H80ZM83 195H84V194H83ZM93 195H94V194H93ZM93 195H92V193H91V196H93ZM116 195H117V194H116ZM218 195H220V193H219ZM218 195H217V197H214V196H213L214 198H212V200L214 201V199L218 198ZM247 195H246V196H247ZM15 196H16V195H15ZM42 196H43V195H42ZM45 196H47V195L45 194ZM106 196H107V195H106ZM183 196H184V194H183ZM240 196H241V197H240ZM248 196H247V197H248ZM22 197H23V196H22ZM22 197H21V198H22ZM27 197H28V196H27ZM113 197H114V196H113ZM121 197H122V198H121ZM159 197H160V196H158V197H156V198L154 197L155 200L158 199L157 202L160 201V202H158L159 204H160V203L162 204L163 202L167 201V197H164V198L162 197L161 200H159ZM171 197H172L171 199H173V196H171ZM80 198H81V197H80ZM114 198H116V197H114ZM114 198H113V199H114ZM175 198H176L177 200H181V197H180V199H179V197H178V198L175 197ZM184 198H185V197H184ZM225 198L222 199V200H225ZM5 199H6V198H5ZM24 199H25V197H24ZM207 199H208V198H207ZM162 200H163V201H162ZM168 200H170V199L168 198ZM241 200H242V199H241ZM43 201H44V200H43ZM161 201H162V202H161ZM181 201H183V200H181ZM213 201H212V203H214ZM217 201H218L219 203H217ZM225 201H227V200H225ZM18 202H19V201H18ZM157 202H155V203L157 204ZM168 202H169V203L171 202V205H174V204L176 203V200L173 201V202H175V203H173L172 200L167 201V204H168ZM178 202H179V201H178ZM209 202H210V204H212L211 201H210V199H209ZM222 202H224V201H222ZM155 203H153L154 206H152L153 204H151V208H150V209H151V211H153L152 213H154V211L156 212V211L158 210V209H157V210H156V209H155V210H152V209L159 207L158 204H157V206H155ZM187 203H188V202H187ZM228 203H229V202L227 201V204H228ZM80 204H81V202H80ZM165 204H166V202H165ZM165 204H164V205H165ZM176 204H177V203H176ZM179 204H182V203L179 202ZM179 204H178V205H179ZM221 204H225V203H221ZM234 204H236V205H234ZM213 205H214V204H213ZM231 205H228V206L231 207ZM122 206H121V209H122ZM146 206H147V208H145ZM182 206H183V205H182ZM182 206L180 205L181 208H182ZM226 206H227V205H226ZM152 207H154V208H152ZM161 207H162V210H161V211L165 213V209H164V207H163V204H162ZM230 207H228L227 210L225 209V211H228V210H229V213L232 214L233 212H231V210H232L233 208L229 209ZM61 208H62V207H61ZM88 208H89V207H88ZM128 208H130V207L128 206V207L126 208V209H127L126 211L123 209L125 213H124L123 211H121V209H120L121 213H124V215H127V214H128V211H130V210H128ZM144 208H145V209H144ZM159 208H160V207H159ZM165 208L168 210V208H170V207H169V204H168V208H167V207H165ZM178 208H179V207H178ZM193 208H194V207H193ZM101 209H102V208H101ZM150 209H149V210H150ZM27 210H28V209H27ZM96 210H97V209H96ZM163 210H164V211H163ZM167 210H166V211H167ZM170 210H171V209H170ZM179 210H180V209H179ZM187 210H188V209H187ZM187 210H186V211H187ZM195 210H196V209H195ZM4 211H5V210H4ZM97 211H100V210H97ZM151 211H150V213H151ZM159 211H160V210H159ZM159 211H158V213H155V214H159V216H160V215H163L162 212L160 211V212H161V213H160ZM225 211H224V213H227V212H225ZM233 211H234V213H235V209H233ZM57 212H58V211H57ZM68 212H69V211H68ZM105 212H106V211H105ZM126 212H127V213H126ZM147 212H149V211H147ZM173 212H174V211H173ZM188 212H191V211H187V214H188V215L190 214V216H191L192 213H188ZM199 212H200V211H199ZM81 213H82V212H81ZM118 213H119V212H118ZM121 213L118 214V215H121ZM170 213H171V212H170ZM195 213H196V211H195ZM57 214H58V213H57ZM130 214H131V213L129 212V214H128L129 217L135 219L136 215L134 216V214H133V215L131 214L132 216H134V217H132ZM198 214L201 215V216L203 217L202 213L200 214V213L197 212L196 215L199 216ZM231 214H230V215H231ZM25 215H27V214H25ZM66 215H67V214H66ZM112 215H113V214H112ZM146 215H147V214H145L144 216H146ZM166 215H167V213H166ZM168 215H170V214L168 213ZM172 215H173V213H172ZM194 215H195V214H194ZM196 215H195V217L192 215V216L194 217V225H195V218H201L200 216H199V217H196ZM28 216H29V215H28ZM31 216H33V215H31ZM96 216H97V215H96ZM121 216H123V214H122ZM121 216H120V217H121ZM148 216H149V213H148ZM150 216H151V215H150ZM190 216H189V219H190L191 222H192L193 219L190 218ZM19 217H20V216H19ZM56 217H57V216H56ZM60 217H62V216H60ZM120 217H116L115 221H116V220L118 221L117 218H120ZM152 217H154V216L152 215ZM165 217H166V216H165ZM212 217H213V216H212ZM212 217L209 216V218H212ZM15 218H16V217H15ZM21 218H22V217H21ZM29 218H30V217H29ZM71 218H73V217H71ZM97 218H98V217H97ZM154 218H155V217H154ZM203 218L207 219V221H206V220H205V221L208 222V220H209L208 217H205V215H204ZM203 218H201V219H203ZM33 219H34V218H33ZM60 219H61V218H60ZM83 219H84V218H83ZM113 219H114V218H113ZM134 219H132V220H133V221H138V220H139V219H138V220H136V219L134 220ZM217 219L220 220L221 218H220V217L217 218V217L215 216V220H217ZM19 220H20V219H19ZM22 220H23V219H22ZM100 220H101V219H100ZM100 220H99V221H100ZM119 220H121V219H119ZM187 220H188V219H187ZM196 220H197V219H196ZM198 220H199V222H200V219H198ZM198 220L196 221V224H197ZM215 220H214V218L212 219V221H211V219H210V222H208L207 224H210V223H211L209 226L212 227V223L214 224L213 221H215ZM219 220H217V221H219ZM26 221H27V220H26ZM30 221H31V220H29V222H25L24 225L32 226V225H30V224H26V223H30ZM38 221H39V220H38ZM113 221H114V220H113ZM113 221L111 220V222H113ZM205 221H201L202 224H203ZM223 221H224V220H222V222H223ZM235 221H236V220H235ZM1 222H2V221H1ZM21 222H22V221H21ZM108 222H109V221H108ZM121 222H122V221H120V222L118 221L117 223L120 225ZM183 222H185V221H183ZM199 222H198V223H199ZM225 222L227 223V221H225ZM225 222H224V223H225ZM2 223H3V222H2ZM35 223H36V222H35ZM75 223H76V221H75ZM87 223H89V222H87ZM99 223H100V222H99ZM192 223H193V222H192ZM220 223H221L220 221H219V222H216L215 225H216V224H220ZM224 223H223L222 225H220V226H218V225H217V226H218V227H223V226H224V228H226V227H228V226L230 225V223L228 222L229 225L227 224V226L225 227V224H226V223H225V224H224ZM233 223H234V222H232V224H233ZM236 223H238V222L236 221ZM236 223H234V225H235ZM33 224H34V223H33ZM125 224H126V223H125ZM125 224L122 223V225H120V226L118 225V226H119L120 229H122L121 227H123V226L125 227ZM185 224H186V223H185ZM190 224H191V223H190ZM202 224H201V226H202ZM207 224L205 223L204 226L207 227V226H206ZM34 225H35V224H34ZM199 225H200V224H199ZM199 225H198V226H199ZM239 225H240V224H239ZM28 226H27V227H28ZM37 226H38V223H37ZM42 226L45 227L44 225H42ZM112 226H113V225H112ZM198 226H196V227H198ZM201 226H199L200 229H202ZM204 226H203V227H204ZM209 226H208V227H209ZM263 226H264V225H263ZM263 226H262V227H263ZM27 227H26V228H27ZM35 227H36V226H35ZM114 227H115V226H114ZM127 227H128V226H127ZM170 227H171V226H170ZM213 227H214V226H213ZM213 227H212V228H213ZM237 227H238V230H239V226H238V225H237ZM2 228H3V227H2ZM29 228H30V227H29ZM38 228H39V226H38ZM160 228H161V227H160ZM174 228H175L176 230L180 229V227H179V228H176L175 226H174ZM174 228H172V229H174ZM181 228H182V227H181ZM194 228H195V227H194ZM215 228H216V227H215ZM228 228H229V227H228ZM240 228H241V227H240ZM8 229H9V228H8ZM30 229H31V228H30ZM32 229H33V227H32ZM41 229H42V227H41ZM44 229H45V228H44ZM47 229H48V228H47ZM47 229H46V230H47ZM112 229H113V228H112ZM115 229H117V228H115ZM115 229H114L113 231H114L115 233L118 234L119 231H118V230H115ZM161 229H162V228H161ZM164 229L167 230V227L164 228ZM175 229H174V230H175ZM182 229H183V228H182ZM184 229H185V228H184ZM220 229H221V228H220ZM231 229L234 230V229H235V226H234V228H231ZM231 229H230L229 231H231ZM27 230H28V229H27ZM37 230H38V229H37ZM37 230H36V231H37ZM42 230H43V229H42ZM168 230H169V229H168ZM176 230H175V231H176ZM186 230H187V228H186ZM186 230H185V231H186ZM210 230H211V229H210ZM213 230H214V228L212 229V231H213ZM218 230H219V229H218ZM218 230L216 229L215 231L218 232ZM221 230L223 231L224 229L222 228ZM221 230H219V231H221ZM226 230H227V229H226ZM235 230H236V229H235ZM242 230H243V229H242ZM17 231H18V230H17ZM28 231H29V230H28ZM39 231H41V230L39 229ZM39 231H38V232H39ZM47 231L50 232L51 230L48 229ZM113 231L111 230V233H112ZM116 231H117V232H116ZM122 231H125V230L123 229ZM169 231H170V232H169ZM169 231H168V232L170 233V235H171L170 237H171V238H172V233L176 235L175 238H174V240H173L172 242H174V241H176V240H181V241L183 242L182 239L185 238L186 243H187V239H188V238L191 239V238L193 237L191 240H193V239L196 238V236L194 237V235H193V234H195V233L190 234V233L193 231L192 229H191V232H190V233L188 232L189 230H188L187 232H185V234H186V233H189V234H190V235H189V234H186V236H189L187 239H186V237H184V236H185V234H183V233H184V230H183V233H181L180 230H179V232H175V231H172V230H169ZM0 232H1V231H0ZM38 232H37V233H38ZM120 232H121V230H120ZM156 232H158V231H157V227H156V231H153L152 233L149 231V234L151 233V235L153 236ZM174 232H175V233H174ZM193 232H194V231H193ZM237 232H239V231H237ZM237 232L235 233V231H233V232L229 233L228 231H225V230H224L223 232L220 233L221 235H220L219 232H218L219 236L225 237L227 240H229V243H227V245L229 244V249L227 248V249H228L227 251H228V252L230 251L231 254H233V255H235V253H236L235 251H236L237 249H240V248H239L240 246H243V245H244V244L242 243L243 241L241 242V239H242V238L240 239L239 237H238V238L240 239V241L237 240L238 242L236 243V239H237V236H238V235H237ZM11 233H12V232H11ZM16 233H17V232H15V235H18V234H16ZM50 233L53 234V232H50ZM50 233H49V234H50ZM109 233H110V231H108V233H102V234H103V235H104V234L108 235V236H106V235H104V236L107 237V239L105 238V239H106V243H107V244L110 246V248H111V245L113 246V244H112V243H109V242H110L109 240H110V239L113 240V239H112L113 237L111 236V234L109 235ZM177 233H178V234H177ZM179 233H180V234H179ZM196 233H197V232H196ZM213 233H215V232H213ZM213 233H212V234H213ZM233 233H234V234H233ZM0 234H1V233H0ZM12 234H13V233H12ZM41 234H43V233H41ZM44 234L48 235L47 232H45V230H44ZM83 234L85 235V233H83ZM83 234H82V235H83ZM88 234H89V233H88ZM91 234H94V233H90V235H91ZM102 234H101V235H102ZM156 234H157V233H156ZM158 234H159V232H158ZM198 234H200V233H198ZM203 234H204V232H203ZM212 234H211V233L209 234V232H208L209 239H207V237H206V238L204 237L205 239H207V240H206L207 242H208V240H210V236H211ZM19 235H20V234H19ZM27 235H28V234H27ZM54 235H55V234H54ZM54 235H53V236H50L51 239H52L53 237H54V239L58 238V237H55ZM76 235H77V236H78V235L80 236L79 233H76L75 235L73 234V236H76ZM86 235H87V233H86ZM94 235H95V237H97V234H94ZM101 235H100V237L98 236V237H99V238H98V241H99V239L101 238V239H100V243L102 244V242L104 243V241L102 240V236H101ZM112 235H113V233H112ZM164 235L167 236L166 232H165ZM177 235H178V236H177ZM183 235H184V236H183ZM191 235H192V237H191ZM204 235H207V234H204ZM215 235H216V233H215ZM215 235H214V236H215ZM234 235H235V236H234ZM236 235H237V236H236ZM20 236H21V235H20ZM24 236H25V235H24ZM28 236H30V235H28ZM28 236H27V237H28ZM56 236H57V235H56ZM58 236H60V235H58ZM62 236L65 237V236H67V235H65V236H64V235H61V236L59 237V238H61V240H64V239L62 238ZM73 236H72V237H73ZM104 236H103V237H104ZM109 236H111V237L109 238ZM113 236H115V234H114ZM149 236H150V235H149ZM152 236H151V237H152ZM156 236H157V235H156ZM212 236H213V235H212ZM239 236H240V235H239ZM22 237H23V235H22ZM27 237H25V238H27ZM31 237H32V235H31L30 237H28L29 240H30ZM38 237H39V236H38ZM42 237H43V236H42ZM44 237L46 238V236H44ZM48 237H49V236H48ZM198 237H199V238H203V237L201 236V234H200ZM234 237H236V238H234ZM18 238H20V237H18ZM25 238L23 237V239H25ZM28 238H27V239H28ZM40 238H41V237H40ZM59 238H58V240H59ZM65 238H66V237H65ZM78 238L81 239V237H78ZM152 238H153V237H152ZM204 238L202 239L203 241H205ZM212 238H213V237H212ZM32 239H33V238H32ZM32 239L30 240V242H34L35 240L37 241V238H36V239H33L34 241H32ZM86 239H87V237H86ZM220 239H222V238L220 237ZM234 239H235V240H234ZM29 240H28V241H29ZM89 240H91V242H92V241L95 240V239H93V238L91 239V238H90V239H88L87 241L89 242ZM107 240H108V242H107ZM168 240H169V239H168ZM191 240H189V241L191 242ZM195 240H196V239H195ZM202 240L200 239V244H201V241H202ZM211 240H212V239H211ZM211 240H210V241H211ZM224 240H225V239H224ZM227 240H225V242H227ZM242 240H243V239H242ZM6 241H7V240H6ZM51 241L53 242V244L55 243V242L53 241V239H52ZM66 241H67V240H66ZM82 241H83V240H81V244L83 243ZM85 241H86V240H85V238H84V244H85V243H88V242H85ZM95 241H96V240H95ZM95 241H93V243L90 242V244L93 245ZM101 241H102V242H101ZM181 241H180V242H181ZM196 241H197V240H196ZM196 241H195V243H197ZM206 241H205V244H206ZM234 241H235L236 244H235V243L233 244ZM4 242H5V239H4ZM24 242H25V241H24ZM62 242H63V241H62ZM79 242H80V241H79ZM116 242H117V244L120 243V241H117V240H116V241L114 242V244H115ZM172 242H171V244H172ZM182 242H181V243H182ZM184 242H185V241H184ZM215 242L217 243L218 241L215 240ZM220 242L223 243V241H219L218 243L220 244ZM239 242H241L243 245H241ZM65 243H66V242H64V244H65ZM121 243H122V242H121ZM121 243H120V244H121ZM174 243H175V242H174ZM186 243H185V244H186ZM202 243H204V242H202ZM238 243L240 244L239 247H238L237 249H236V248H233V247H234L235 245H237ZM248 243H249V242H247L246 244H247L248 247H250ZM9 244H10V243H9ZM59 244H60V248H61V242H60ZM88 244H89V243H88ZM88 244H87V245H88ZM90 244H89V246H87V247L91 248ZM95 244H96V242H95ZM97 244H98L99 247H100L99 242H97ZM97 244L95 245V246H96V249H97V247H98ZM110 244H111V245H110ZM117 244H115L114 249H115L116 247H118V246L121 247L120 244H119V245H117ZM176 244H177V243H176ZM179 244H180V243H179ZM179 244H178V245H179ZM183 244H184V243H182V245H183ZM192 244H193V243H192ZM192 244H189V245L192 246ZM219 244H218V245H219ZM223 244H224V243H223ZM223 244H220L221 247L225 246V245H223ZM231 244L234 245V246H231ZM246 244H245V246H246ZM54 245H55V244H54ZM102 245H103V247H102ZM102 245H101V248L99 249V251H100L102 248H105V245H104V244H102ZM154 245H155V244H154ZM174 245H175V244H174ZM174 245H173V246H174ZM186 245L188 246V244H186ZM212 245H215V244H212V243H211V247H214V249H215L216 245H215V246H212ZM220 245L218 246L219 248H220ZM28 246H31V245H28ZM32 246H33V245H32ZM84 246H85V245H83L82 248H84ZM93 246H94V245H93ZM176 246H177V245H176ZM176 246H175V247H176ZM207 246H209V245H207ZM207 246L205 245L206 250H208V248H210V247L207 248ZM237 246H238V245H237ZM1 247H2V245H1ZM3 247H4V246H3ZM3 247H2V250H4ZM41 247H42V246H41ZM56 247H58V246H56ZM62 247H64V246H62ZM87 247H85V248L87 249ZM99 247H98V248H99ZM106 247H108V246L106 245ZM120 247H118V248H120ZM178 247H179V246H178ZM180 247H181V244H180ZM225 247H226V246H225ZM248 247H247V248H248ZM6 248H7V246H6ZM25 248H27V247H25ZM25 248H24V249H25ZM122 248H124V246H123ZM122 248H120V249H122ZM171 248H172V247H171ZM171 248H170L169 246H167L166 244H163V245H162V244H157V245H155L154 248H153V250H155L154 253H156V256H157L156 259L165 260V261H168L169 264H171V260H172V258H174V257H172V254H171V253H172V249H171ZM189 248H190V246H189ZM219 248L216 247V250H218ZM223 248H224V247H223ZM241 248H242V247H241ZM243 248H244V247H243ZM247 248H246V249H247ZM29 249H30V248H29ZM56 249H57V248H56ZM58 249H59V247H58ZM91 249H92V248H91ZM107 249H108V248H107ZM111 249H113V248H111ZM116 249H117V248H116ZM182 249H184V248H182ZM193 249H194V248H193ZM202 249L204 250L205 248L202 247ZM225 249H226V248H225ZM250 249H251V248H250ZM16 250L18 251L17 248H16ZM16 250H15V251H16ZM84 250H85V249H84ZM89 250H90V249H89ZM89 250H88V251H89ZM105 250H106V248H105ZM126 250H127V249H126ZM176 250H177V248H176ZM206 250H204V251H206ZM209 250H210V249H209ZM211 250H212V249H211ZM223 250H224V249H222L221 252H223ZM242 250H243V249H242ZM25 251H26V249L24 250V252H25ZM56 251H59V250H56ZM63 251H64V250H63ZM63 251H62V252H63ZM80 251H82V250L80 249ZM99 251H97V253H98ZM109 251H110V249H109ZM111 251H112V250H111ZM117 251H118V250H117ZM117 251H116V252H117ZM123 251H124V250H120L119 253H121V252H123ZM225 251H226V250H225ZM12 252H13V251H12ZM18 252H19V251H18ZM20 252H22V248H21V251H20ZM86 252H87V250H86ZM91 252H92V250H91ZM91 252H89L90 255H91ZM100 252H104V251L101 250ZM114 252H115V250H114ZM237 252H239V250H238ZM240 252H241V251H240ZM253 252H254V250H253ZM258 252H259V257L254 258V256H258ZM258 252H257V255L252 256V255H251L252 253L250 254V253H247V252H245V251H244V252L242 251V252H241L242 255H243V260H242V258H241V261H242V262H241V261L239 262V260H238V261L235 262V263H241V264H255V263L260 264V263H261V264H262V261H264V254L262 253V251H261V252L258 251ZM22 253H23V252H22ZM82 253H83V252H82ZM117 253H118V252H117ZM117 253H113L114 256H115V254L117 255ZM119 253H118V254H119ZM255 253H256V251H255ZM260 253H261V254H260ZM59 254H60V253H59ZM98 254H99V253H98ZM102 254H103V253H102ZM105 254H108L109 256L111 255V254L108 253V252H105ZM105 254H103V255H105ZM122 254H123V253H122ZM122 254H121V255H122ZM124 254H125V252H124ZM124 254H123V255H124ZM231 254H230V256L232 257ZM236 254H237V253H236ZM11 255H12V254H11ZM88 255H89V254H88ZM100 255H101V254H100ZM123 255H122V256H123ZM181 255H182V254H181ZM197 255H198V254H197ZM211 255H212V254H211ZM228 255H229V253H228ZM31 256H33V255H31ZM111 256H112V255H111ZM119 256H120V254H119ZM191 256H192V255H191ZM191 256L189 255V260L192 261L193 264H194V263L196 262V258H197L198 256H197L196 258L193 257V256L191 257ZM209 256H210V255H209ZM40 257H41V256H40ZM87 257H88V256H87ZM99 257H104V256L101 255V256H99ZM126 257H128V255L125 254V257H124V256L121 257V260H122V258H123V261L126 260V259H127ZM205 257H206V256H205ZM212 257H213V255H212ZM233 257H234V256H233ZM237 257H238V256H237ZM237 257H236V258H237ZM240 257H242V256H239L238 258L240 259ZM93 258H94V257H93ZM113 258L115 259V257H112V258H110V259L114 260ZM124 258H125V259H124ZM183 258H184V257L182 256L181 259H183ZM190 258H191V259H190ZM207 258H208V259H204V257H203V259H204L206 262L203 261V260H201V261L205 262V263H202V264H211V261H214V258H212V259H210L209 257H207ZM2 259H4V258H2ZM2 259L0 258V260H1L0 262H1L2 264H4V263L6 262L7 259H4V261H3ZM8 259H10V258H8ZM11 259H12V258H11ZM33 259H34V258H33ZM35 259H36V258H35ZM35 259H34V260H35ZM88 259H89V258H88ZM88 259H87V260H88ZM99 259H100V258H99ZM110 259L108 260V258H107L108 262L110 261ZM119 259H120V258H118L117 260H119ZM229 259H230V258H229ZM234 259H235V258H234ZM234 259H233V260H234ZM12 260H13V259H12ZM12 260H11V261H12ZM20 260H21V259H20ZM27 260H28V259H27ZM34 260H33V261H34ZM41 260H42V258H41L40 260H38V262H40ZM44 260H45V259H44ZM103 260H105V259L103 258ZM115 260H116V259H115ZM115 260H114V261H115ZM189 260H188V261H189ZM215 260H216V259H215ZM230 260H231V259H230ZM233 260H232V261H233ZM236 260H237V259H236ZM254 260H256V262H255ZM8 261H9V260H8ZM14 261H15V260H14ZM14 261H13V262H14ZM24 261H26V260H24ZM28 261H30V260H28ZM33 261H32V259H31V262H33ZM97 261H99V260L97 259ZM123 261H121V262H123ZM174 261H175V260H174ZM177 261H178V260H177ZM190 261H189V262H190ZM209 261H210V262H209ZM227 261H228V260H227ZM9 262H10V261H9ZM16 262H17V261H16ZM58 262H59V261H58ZM82 262H83V261H82ZM106 262H107V261H106ZM192 262H191V264H192ZM197 262H198V261H197ZM233 262H234V261H233ZM254 262H255V263H254ZM6 263H8V262H6ZM6 263H5V264H6ZM11 263H12V262H11ZM33 263H34V262H33ZM35 263H36V262H35ZM35 263H34V264H35ZM51 263H53V262H51ZM51 263L49 262V264H51ZM54 263H55V262H54ZM91 263H92V262H91ZM96 263L100 264L101 261H100V263H99V262H96ZM117 263H118V261H117ZM235 263H234V264H235ZM8 264H9V263H8ZM13 264H16V263H13ZM108 264H109V263H108ZM110 264H111V263H110ZM114 264H115V262H114ZM118 264H120V261H119ZM196 264H199V262L196 263ZM200 264H201V263H200Z\"/></svg>","mask_w":264,"mask_h":264},{"label":"snow or ice","instance_id":"snow-or-ice-1","mask_svg":"<svg viewBox=\"0 0 264 264\" xmlns=\"http://www.w3.org/2000/svg\"><path fill=\"white\" fill-rule=\"evenodd\" d=\"M33 7L41 9L46 13L42 20V27L39 31L34 33L29 39H21V37L14 31L5 28L4 39L15 44H24L31 47L45 51V45L55 48L57 51L75 52L81 49H86L89 46L79 44L75 41H70L62 36L65 22L75 15L83 17L94 18L99 14L100 10L106 5H101L95 0H77V2L69 4H59L55 0H44V2L34 5ZM236 7H240L237 5ZM208 17L205 16L204 19ZM199 28L194 26V32L199 33ZM192 41V52L199 59L208 73L219 75V70L216 66V61L219 54L213 49L203 43V34L199 36L190 35ZM51 63V59L47 58ZM75 93V89L61 85L53 90L48 97L41 99L39 104L40 116L46 125L48 134L55 140L63 137H74L77 139H84L93 133H98L99 125L95 122L94 116L89 115L83 110H77L66 106L64 103L65 98L71 97ZM249 131V130H246ZM261 136H264V126L260 128ZM245 132H239L228 139L221 147L215 150V155L204 156L203 158L214 162L215 156L220 157L219 168H202L200 171L222 172L230 174L238 180L244 181L248 184H259L261 192L264 193V164L261 167L254 168L250 166H240L234 159L235 144L239 137H244ZM186 143L190 144L193 149L203 143L202 137H197L196 140H189ZM231 146V147H230ZM68 151V149H66ZM179 171V168H176ZM195 170V169H194ZM40 213V209H36ZM46 213V210H44ZM157 219H160L159 214H153ZM50 227H59V222L55 218L48 219L41 216ZM252 219H255L253 216ZM130 224L128 225L125 236L124 245L127 249L128 259L124 260L122 264H169L168 261L156 259L153 256L154 242L148 238V225L153 223V217H145L143 220L132 221L129 218ZM147 221V222H145ZM170 227L171 225H162ZM51 236V234H49ZM259 242L264 245V234H261ZM264 252V249H262ZM17 264H32L31 261L18 260ZM37 264H46V262H37ZM59 264H74L71 259L62 260ZM264 264V261H262Z\"/></svg>","mask_w":264,"mask_h":264}]
</instances>
